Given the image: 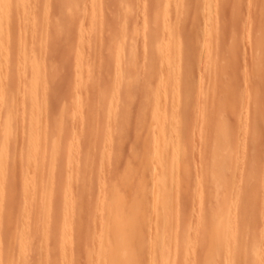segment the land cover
I'll list each match as a JSON object with an SVG mask.
<instances>
[{
	"label": "bare ground",
	"instance_id": "bare-ground-1",
	"mask_svg": "<svg viewBox=\"0 0 264 264\" xmlns=\"http://www.w3.org/2000/svg\"><path fill=\"white\" fill-rule=\"evenodd\" d=\"M42 1H44V0H42ZM57 1V0H56ZM55 1V2H56ZM61 1V3L63 4V6L65 5V3H66V6L67 5H69L67 8H66V6H64V7H62L63 9L64 8H66V10L64 11L65 12V14L66 13H68V14H66V19H65V24H62L63 23V21L62 22H60V20H61V18H63V17H61V18H59L58 19V21L60 22V23H58L57 22V20L55 21L54 20V18H53V20L56 22L55 24H54V30L56 31V32H61V30H63L62 28L64 27V25H66V24H68V25H66V26H68V27H70L71 28V25L72 24H74L73 23V21L74 20H76V19H78V18H76L75 17V10H77V12H78V2L80 1H78V0H60ZM60 1H58L57 3H60ZM78 1V2H77ZM83 1V0H82ZM87 1V0H86ZM131 1L132 0H130V3H131ZM147 1V0H146ZM153 1H155V0H152V2ZM171 1L172 0H158V4H157V6L159 5V9H162L163 8V12H159L160 10H158V8L156 7V3H154L155 4V8L154 9H152V6L151 5H149L150 6V8L152 9V11H157V12H159V13H157L156 11V13L158 14H156V17L155 16H153V14H155V13H153V14H151V18H152V16H153V20H154V18H157L155 21H153V23H151V21L149 22V23H151V24H154V22H156V26L155 25H153L152 26V28H157V29H153V31H151V29L152 28H150L148 31L150 32L151 31V33H145L144 31H142V32H140V33H142V35L145 33V35L147 34V35H153L154 33H155V37L156 36H158L157 34L159 33V37H160V39L159 40H157V41H155V43H153L152 44V49H150V50H152L151 52H150V50H149V53L150 54H145V55H149L148 57L149 58H147L148 60H151L152 59V61H155L154 59L155 58H159V60L157 61L156 60V62L157 63H159V61L161 62V65H162V63L164 62V63H166V68H165V66H164V69H166V70H163V72L162 71H159V75H158V82H157V84H154L153 86L155 87L154 89H151V87H150V84H148L147 82L149 81V75H148V77H146V79H144V81L142 80V84L141 85H144L145 87H141L140 88V86L141 85H139L137 82V84L139 85L138 87H139V89H138V87H137V91L139 92V90L141 89V90H143V92L141 91V92H139V93H142V94H140V95H142L143 96V94H145V93H147L148 95H151V96H148V98L146 97V99L144 98V97H142V96H140V97H142L143 98V101H144V103H145V100H147V101H149L150 102V98L149 97H153L152 98V100H151V102H150V104L152 105L151 107H150V105H149V107L148 106H146V108L147 109H149V108H151L152 109V111L151 112H149L150 111V109L148 110V112H149V119H151L150 121H149V123H147V125H150V127L153 129L152 131H153V134L151 133V131H149L150 129V127L149 126H147V133L149 134V135H153V137H151V140H150V142H149V140H148V142L152 145L153 144V147H149V145L150 144H148V143H146V144H148V149H150V148H152L151 150H149V152H148V150H147V152L149 153H147L146 155H147V157H145V156H143L142 155V157H143V159H145V158H147V163L145 164V165H147L148 164V166L147 167H143L142 165L146 162V160L144 161L142 158H140L141 156H140V154H139V152L140 153H143V154H145L146 153V151H141V150H145L144 149V146H143V144H140V142L143 140V141H145L144 140V138H145V134H147L146 133V131H145V133H144V137L143 138H141L142 140L140 141L139 140V143L137 144V146H139V145H141L140 146V151L138 152V157L136 156V158L135 159H137V158H140L141 160H142V164L140 163L141 161H139V160H136V162L138 163V161H139V165H140V167H143L142 169H140V167H139V165L137 164L136 165V167L138 166L139 168H137V170L139 169V170H141V172L143 171V173L144 174H146L147 172L145 171L147 168V171H149V173H147V174H149V176H148V178H146L147 177V175H145L144 176V174H141L140 173V171H135L134 170V165L133 166H131L132 168H130L129 167V165H132L133 164V162H135V161H131L132 162V164H131V162H128L127 160H128V157L125 159V161H127L126 163L124 162V164H126L128 167H126L127 169H126V171L125 172H121V167H122V169H123V167H124V164L123 165H121V166H117L116 167V165L114 164V166H115V168L117 169L118 167L120 168L119 169V171H120V174L118 173V172H114V175H116L115 177H113L112 176V178L109 180V181H106V183L107 182H110V183H108V185L107 184H105V181L104 180H106L107 178V174H108V172H107V169L109 170V173L112 171L111 169H113V166H108V165H110V163H112V161H113V159H115V156L117 155L116 153H118L119 154V151H116L118 148H113L114 146H110V152H109V155H110V153H112V152H114V154H111L112 155V157L111 156H109L108 155V153H107V151L109 150V148L107 147V146H109V144L110 145H113L114 143H116V142H119V140H121L120 142H121V144L120 143H118V144H120V146L122 145V147H124V144H122V143H124V141H122L124 138L123 137H125V135L127 134V133H132V131L131 130H134L135 129V127L134 126H137L135 123H137V119L136 120H131V119H129L130 117H132V118H134V116H132L130 113H128V111L130 112V110H128L130 107H127L128 109H127V112H125L126 110H125V107H126V105L128 104V103H126L125 101L127 100V99H125V98H123V99H125L124 100V102L122 103L121 102V100H122V97L123 96H118L121 100H117V101H119V102H117V104H118V107H120L121 106V110H124L123 112H121V110L120 111H118L119 112V114H120V116H121V114H124V112H125V114H126V116H125V121H126V123L127 122H129V121H127V119L128 120H130V121H134L135 123L133 124L132 122L131 123H129L128 124V126L130 127V125L131 124H133L134 126H132L131 128H129V130H128V126L126 125V123H124V124H121L123 121V119H124V116L122 115L121 117L123 118L119 123H118V127L120 126L121 127V125H122V127L124 126H127V129H126V134H124L125 133V130L123 129V128H121V130L124 132V133H122V135L121 136H123V137H121V136H119L120 134V127H119V130H118V127H117V124L115 125V130H117V133H116V135H115V133L114 132H116V131H113L114 129V127H112L111 128V126H109V124H108V122H105V124H107L106 125V128H105V131L108 133V135H107V133H106V135H105V137L107 138L108 136H109V134H110V132L112 131V134H110L111 135V137H109V138H107V141L106 140H104V141H106V143L104 144V142H103V146L104 147H102V145H100L101 144V142L99 143L98 141V144L100 145H98L97 146V151H99V152H97V153H95V154H98L99 156H100V152H101V155L103 156V155H105V154H107L108 156H109V159L110 158H112L111 160V162L110 163H108L109 162V159H108V161H107V159L105 160V161H107V164H105V166H104V168H105V171L107 172H105L104 174L106 175V177L104 176L103 178H105V179H103V181H104V190H100V189H98V190H100L101 192H99V193H97V189H96V193L95 194H99V196H97V198H98V200H97V205H96V207L94 206V202L93 201H91V202H93L92 204H93V206L95 207V208H97L96 210L95 209H93V211L94 212H98L99 211V214L98 215H96V218L98 217V223H97V225L95 224V221H96V218H95V214L96 213H93V216H94V219H95V221H94V227H96L95 229H91V227L89 226L90 224H89V222L91 221L90 219L92 218V222H93V216L91 217V215H90V219L89 218H87L86 216H88V212H90V210L93 208V206L92 205H86V207L84 206L85 204H84V202L82 203V208L84 209V208H86V210H83L82 209V211L83 212H87V207H89V206H91L90 208H89V211L84 215L85 216V218H83L84 220H85V222H84V220L81 218L82 216H81V213L79 214L78 213V215H80L81 217H79V216H77L76 214H77V212H78V210L79 209H81V208H79V209H77V211H76V213H75V211L74 212H72V209L73 208H75L76 206V201L78 202V201H80V199H81V197L83 196V195H85V194H81L80 196V199L79 200H77V199H75L76 198V195L78 196L79 194L78 193H80V192H82V190L81 189H83L84 190V192L83 193H85V190H88L90 187L91 188H95L96 186H98L99 187V183H97V185H96V180L98 179V177H99V179L101 178V176L99 175V174H97V179H96V176H95V178H94V176H93V174H95L94 172H93V170H94V168H93V170L91 171L90 170V168L91 167H89V170L91 171V172H89L90 173V175L92 174V176H93V179L92 178H89L90 180L92 179V181L90 182V180L89 179H87V180H85V184H86V181L87 182H90V183H92L93 181H94V186L95 187H92V186H90L88 189H87V187L90 185V183L86 186L85 185V187H86V189H85V187L84 188H82L81 186H80V183H82V184H84L83 182H84V179L82 180L83 182H81V180H80V183L78 184V185H75L76 183H77V181L79 180V178H82L83 176L81 175V174H83L82 173V171L85 173V170H86V168L84 169L82 166H84L86 163H89L90 161H91V159H90V161H88L87 160V155H90V153L89 154H87V153H84V155H83V152H86L85 150H81V151H76V153L73 151L74 149H77L76 147H77V145H79V143L81 142H83L82 141V137H83V135H81V132L83 131V130H85V129H87V128H89V127H86V126H90V125H92L94 122H92V120L95 118V111L93 110V114H94V118L92 117V115L93 114H88V115H90L89 116V119H92V120H90L89 122H91V123H89V122H87L86 121V123H88L86 126L84 125V121H83V119H82V117H81V111H85V110H87L86 108H88V107H91V105H92V107H93V104H91L90 106H84L83 105V107H86V108H83L82 107V104H84L83 103V100H84V98H86L85 99V101L88 99V101H89V94H88V96L86 95V90H85V87L87 86H84L83 88H82V90L84 89V93H85V96H84V93H83V91L81 90V93H83L82 94V97H84L83 99H82V104H81V100H78L79 98V96L81 95V94H79V96H78V93L77 92H74V95L76 94L78 97H77V99L75 98V99H73V100H75L76 102L75 103H77V102H79L78 104H79V106H81L80 108H83L82 110H80L79 109V106L77 107L76 106V104L75 103H73V104H75V106H76V108L79 110V112H80V114H79V118L81 117V119L79 120V122H78V126L77 125H75V124H77L76 122H75V124L74 123H72L73 121H76V120H73V115L74 114H71V116L69 115V113H68V115L71 117V119L73 120V121H71V119H70V117L67 115V110H69V108H70V106H69V103L68 102H70V100L72 101V99L70 98L71 96H69V100L66 102L68 105L67 106H69V108L67 109L66 108V106H64L61 110H60V114H56V115H59V117L57 118L56 117V115L54 116V117H56V119L54 118V117H51L50 118V123H51V121H53L54 119L56 120L55 121V123L54 124H51L52 126H51V128L50 129H52V131L50 130V133L52 134H49V137L47 136V135H45L46 133L44 132V130L47 132L48 131V129H46L45 128V126H47V128H48V124L47 125H45V123H44V119L45 118H49L50 116L47 114V113H50L51 111V105H49L48 104V102H46V105L48 104L49 106H50V112H48V110H46V108L44 107L45 105L43 104V106L41 105V103H43L45 100H43L46 96H47V93L49 94H51L52 93V90L49 88L48 89V91H47V93H46V90H47V88L48 87H50L49 86V82L47 81L46 82V75H47V79H49V78H51V77H53V75L52 76H50L51 75V72H50V74H49V70L47 69V71H46V69H45V65H44V61L45 60H43V58L42 57H46V55H47V52H46V55L44 56V55H42V49L40 50V48L42 47V46H44V45H41L43 42H41V41H43V40H45L46 38L44 37V34H42V37L43 38H45V39H43V38H41V35H39L40 34V32H39V28H40V30H47V26H49V29L48 30H50L51 28H50V24H52L51 22H50V24H49V22H48V19L49 18H47V15H48V11H50L49 10V4L48 3H52V1H50L49 0V2L48 1H46V4H44L45 5V7H43L42 6V11L44 10V12H42V11H36V12H34L33 11V9L32 8H34V7H32V5L33 4H35V2H36V4H37V0H35V1H33V0H0V264H79V261H76L78 258H79V256H81V255H79L78 256V253H80L79 252V250L80 249H78V250H74V253H76V254H74V253H72L73 251H72V249H69L70 251H68L67 249V246H68V244H70L69 243V241H71L72 240V244H73V241L75 240V238H76V236L77 235H79L78 236V239H80L79 237H81L80 236V232H81V234H84L85 235V233H86V235L84 236V239H85V237L88 235V237H87V241L85 240L84 241V239H83V243H85L84 245L86 246V242H88V244H89V242H91L92 243V245L90 244V246L88 247H84V245L83 246H81V250L80 251H84V249L82 250V248H85V250H87L86 248H88V250L85 252V255H87V258H89L88 260L85 258L84 259V254H83V252H81L83 255H82V257L81 258H83L84 260H86V261H84V262H86L85 264H90V262H91V259L93 260V259H95V263H93V264H195V260H197L198 261V259L199 258H197V257H193L192 258V256L194 255V253H197L196 251H200V250H203L202 252H200L199 254V256H200V260H199V262L201 263V264H238V263H236V260H237V256H240V257H238V261H239V258H240V262L243 264L244 263V261H245V263H246V260H247V263L248 264H264V240H263V242H262V236L264 237V230H263V233H261L262 235H259L258 237L260 238V241L262 242H259L258 240V238H255V239H253V237H257V235H255L256 234V230L257 229H254V235H253V237L251 236L252 234H250L251 233V230L252 229H249V234H250V236L252 237V239H250L248 236H249V234L247 233V235L245 236V238L243 239L241 236H239V235H241L242 233H241V230H240V228H239V226L241 225V224H246L247 222H246V220L247 219H249L250 217L252 218L253 216H252V214H250L253 210H256L257 211V209H259L258 208V206L260 205V202H258L259 200L258 199H260L261 200V195L263 194L262 192L264 191V189L261 191V185H260V183H261V180H260V182H259V184L258 183H256L255 182V178L253 179V176H252V179H251V177H250V179H251V181L252 182H250L248 179V181L250 182V185H252L253 186V184H254V182H255V186H256V184H257V187H254V189L252 190V191H254V193L255 192H257V194L255 195V198L254 199H256L255 200V202H254V204H256V202H257V204H259V205H257V207H254V209L253 210H251L252 208L251 207H253L254 206V204H253V206H250V205H252V203L250 202V204H247L246 203V205L249 207V208H251L250 210H249V212H247V214H249L248 216H247V214H246V217L244 218V219H240V216L238 215L237 217H236V214L238 213V207L240 206V201L239 200H243L244 198H242L243 197V195L242 194H244V191H245V193H246V191H247V188H249V190L252 188V186H251V188L249 187L250 185L248 184L249 182L244 178V175L246 174V172L248 171V173L251 175V170H250V167H249V162L247 161V159L245 158L246 157V154H248L247 152H245V148H243L244 146L242 145V147L240 146V151H241V148H242V153L243 152H245V153H243V154H245V156L243 157L244 159H243V162L245 163V161H246V163L247 164H242V166H245V165H248V170H244L243 169V167L241 166V162H240V165H239V167L241 166V168L243 169L242 171H244L242 174H243V176H242V174H236L237 172L235 171V170H237L238 168H236L235 170H233L235 167H236V165H237V163H238V149H236L237 151H235V148H233L234 147V145H235V143L237 144L238 143V141H236V139H235V137H234V139H233V132L234 131H236V129H234L233 130V132H232V128L235 126V125H237V124H232V125H229V124H231V123H234L233 122V119H232V122H231V120L228 122L227 121V119L228 118H232L233 116H234V118H236V114H238V112L234 115V113L235 112H232L233 111V108L234 107H238L239 105H241V102L240 101H242V100H240L239 101V103H234V99L236 98V97H241L242 95H240L239 94V96H236V95H234V94H232V98L231 99H233L235 96V98L233 99V103L232 104H235L236 106H233L231 103H229L230 102V95L231 94H229V92H227V95L225 94L222 98H221V100L222 101H220L219 99H218V97L217 96H215V95H217L218 93L220 94L221 92H223L222 91V88L224 87V88H229V87H231L232 85V90L233 91H231V93L233 92H235L236 91V89H237V87L236 86H238L239 85V83H238V85L236 84V83H234V84H232V85H230L229 84V86L228 85H224V86H222V87H219L218 88V91H217V86H219L220 85V83L222 84V83H224L225 81V79H221V78H219L220 77V74L221 73H219V71L221 70V72H223L222 74H224V69H226L228 66H230L231 65V63H229L230 65H228V63L227 62H229L230 61V59L232 58H230V59H228L229 61H225V63H227V64H225V65H227V67L226 66H223V64L221 63V62H223L224 63V61H222V58L221 57H223L224 55H222V54H225V53H223L222 51V53L220 52V55H221V57H220V55H219V60H215L214 62H213V64H215V67H216V65H217V69L216 70H218L217 72H218V75H217V73H216V71L215 72H212V73H214L215 75H216V78H218L217 79V82L219 81V80H221V81H219V83H216V84H214L215 86H216V89H215V86H214V88L212 87L213 85H212V82H210V86H209V84L207 85V86H209V87H211V91H212V89L213 90H215V93L214 94H212L211 93V91L209 90V88H208V90H207V87L205 88V90L206 91H208L209 92V94L211 95H209L208 94V97L210 96L211 98H212V96L214 97L213 99H215L214 100V105H213V103L212 102H210V100H209V103L207 104V106L208 107H211V105H213L212 107V109H213V111H212V113H210V111L212 110V109H210V108H205V104H204V102H200L199 104H197V103H194V102H192L191 101V94L193 93H191L190 95H188V97H185V93L186 92H184V91H186L188 88H187V86H185L184 85V81L185 80H182L181 78H184V77H186V75L187 74H190V72H195L196 71V73H197V70H195V69H197L198 67L197 66H199V63L201 62V60H200V62L198 63V65H197V63H195L194 65H195V68L193 69L192 67L194 66V65H190V63H188V61H187V59H186V61L185 62H183V61H181L180 60V57L178 58L179 59V61L175 58L176 56H174V55H176V53H180V55L182 54L181 52H182V50H183V47H184V45H182L183 43H184V41H183V43H181L182 42V40L180 39V41H178V39L175 37H173V30H175V26H173V23H175V22H173L174 21V19L175 18H177V15H176V11L177 10H179V8H181L180 9V11H179V13L180 14H182L183 16L185 15V12H187V9L190 7L189 6V4L190 3H192L191 2V0H189L190 1V3H184V1L185 0H176V2H178V5L180 6L179 8H178V5H177V3L175 4V7L177 8V10H176V8H175V12H174V8H173V13L176 15V17L175 16H173V14H171L172 16H173V18H172V16L170 17L169 15V10L167 9V11H168V13H166V15L164 14V16L163 15H159V14H163V13H165V12H167V11H165L164 10V8L165 7H167V6H169V3L170 4H173V3H171ZM200 1V0H199ZM215 1V0H214ZM214 1H212L211 0V2H214ZM217 1V0H216ZM230 0H228V1H225V2H229ZM240 1V0H239ZM239 1H236V6H237V9L239 8L238 6L239 5H237V2L239 3ZM257 1V0H256ZM262 1V2H261ZM39 2V1H38ZM53 2H54V0H53ZM55 2H54V5H55ZM84 2V1H83ZM88 3L86 4V5H84V6H86V8L88 7V9L87 10H89V11H87L86 9H85V7H84V10H85V12L87 11V12H91L92 13V15H91V13H88L89 14V17H90V19L92 18V20L93 21H95L96 19H97V17H100V16H98L99 14L101 15V17L104 15V13L105 12H107L106 10H105V12L103 11V8H102V6H104V7H106L104 4V0H88L87 1ZM114 2H115V0H114ZM172 2H174V1H172ZM202 3V5H203V2H204V5H206L205 3H207V2H209L207 5H209V4H211V2H210V0H204V1H201ZM224 2V4H226ZM259 2H261L260 4H263V6H264V0H260ZM33 3V4H32ZM60 3V4H61ZM86 3V2H85ZM89 3H92L91 5L89 4ZM125 3H127V2H125ZM124 3V4H125ZM194 3V2H193ZM193 3H192V6H193ZM220 3H221V0H220ZM219 3V4H220ZM232 3H233V1H232ZM246 3V2H245ZM35 4V5H36ZM42 4V3H41ZM61 4V5H62ZM84 4V3H83ZM174 4H173V6L172 7H174ZM196 4H200V3H196ZM200 4V5H201ZM213 4H215L216 5V2L215 3H213ZM212 4V5H213ZM235 4H233L234 6H235ZM58 5V4H57ZM55 6V7H57L58 8V6ZM91 6V8H90V6ZM121 5V4H120ZM127 5V4H126ZM153 5V4H152ZM161 5H162V7H161ZM177 5V6H176ZM186 5H188L189 7H187ZM227 5V4H226ZM229 5V4H228ZM246 5V4H245ZM39 6V5H38ZM38 6H36V8H38ZM41 6V5H40ZM119 6V5H118ZM128 6V5H127ZM127 6H125V5H122L121 7H123V8H125V10L122 8V11L123 12H126V11H128V12H126V13H128V14H130L131 12L132 13H134L133 11L135 10L134 9V7H132V5H130L129 4V6L130 7H132V9H134V10H130V7L128 8ZM154 6V5H153ZM196 6V5H195ZM209 6H211V5H209ZM214 6V5H213ZM261 6V5H260ZM51 7V6H50ZM127 7V8H126ZM161 7V8H160ZM197 7V6H196ZM207 7V6H206ZM215 7V6H214ZM214 7H212V9L214 8ZM219 7V6H218ZM221 7V6H220ZM227 7V6H226ZM246 7V6H245ZM35 8V9H36ZM62 8H59V9H62ZM91 10H90V9ZM146 8H148L147 7V5H146ZM149 8V9H150ZM192 8V7H191ZM194 8V7H193ZM208 8H211V7H207V9ZM216 8V7H215ZM150 9V10H151ZM201 8L200 7H198L196 10H199V11H201L200 10ZM206 9V8H205ZM260 7H259V12H260ZM18 10V11H17ZM40 10V9H39ZM83 10V9H82ZM81 10V11H82ZM84 10H83V12L81 13V16L85 13L84 12ZM129 10L131 11V12H129ZM145 10V9H144ZM195 10V11H196ZM214 10V9H213ZM213 10H211L212 11V14H213V12H215V11H213ZM219 11V14L221 13L220 12V10L217 8L216 9V11ZM226 10V9H225ZM15 11V12H14ZM16 11L18 12V14L16 13ZM59 11V10H58ZM60 11H62V10H60ZM67 11V12H66ZM81 11H79L78 13H80ZM98 11H100V13H98ZM143 11V10H142ZM165 11V12H164ZM171 11H172V9H171ZM192 11V10H191ZM194 11V10H193ZM194 11V12H195ZM198 11V12H199ZM206 10H203L202 11V14H205L206 12H207V16L208 17H211V16H213V17H215V15H210L209 16V14L211 13V12H208V11H210V10H207L206 12H205ZM218 11L216 12L217 14H218ZM224 11V10H223ZM241 11V10H240ZM239 10H237V12L239 13L240 12ZM264 11V7H262V12ZM37 12H39V13H37ZM40 12H42V13H44V14H42V13H40ZM52 12V11H51ZM87 12L84 14V17L85 16H87V20H86V18H85V20H86V22H88V20H89V22L88 23H91L92 22V20L90 21V19L88 18V14H87ZM148 12H150V11H148ZM193 12V13H194ZM204 12V13H203ZM236 12V13H237ZM242 12H243V9H242ZM242 12L241 13H239L240 15L242 14ZM35 13H36V15H42V19L40 18V17H37L36 15H35ZM125 13V14H126ZM131 13V17L132 18H130V19H133V23H134V25L131 27V28H133V27H136L135 26V22L138 20V18H137V20L135 19L134 20V18H136L135 17V15H137V14H134V17H133V14ZM178 13V12H177ZM188 14H186V15H189V11L187 12ZM228 13H230V12H228ZM227 12H224V14H228ZM245 13H246V11H245ZM51 14H53V13H51ZM56 14V13H55ZM61 14V12L59 13V15ZM62 14H64L63 12H62ZM124 14V13H123ZM127 14V15H128ZM196 14H197V16H199V13H196L195 12V15H194V17H197L196 16ZM201 14V13H200ZM201 14V15H202ZM218 14V15H219ZM260 14H261V12H260ZM260 14H258V16H263L264 14H262V15H260ZM67 15H68V17H67ZM127 15H124V18H125V16H127ZM182 15L180 16V17H182ZM230 15H231V17H232V12L230 13ZM236 15H237V17H238V14H235L234 15V17L233 18H235L236 17ZM44 16V17H43ZM48 16H50V15H48ZM62 16V15H61ZM128 16H130V15H128ZM191 16V15H190ZM203 16V15H202ZM222 16V15H221ZM257 15H256V17L255 18H257L258 17ZM47 19H46V18ZM51 18L52 17H55L54 15L52 16H50ZM78 17H80V15L78 16ZM84 17H83V19H84ZM100 17V18H101ZM110 17V16H109ZM122 17V16H121ZM179 17V19H180V21H176L177 23L175 24V25H177L178 23H180L181 22V19L182 18H180ZM207 17V18H208ZM213 17H211V19L213 18ZM224 17L226 18V15H224ZM224 17H223V19H224ZM229 18V19H231L230 21L231 22H235V21H233V18ZM236 17V18H237ZM240 17V16H239ZM238 17V19H241V17L239 18ZM246 17V16H245ZM16 18H20L21 20H23V22H21V23H23V25H21L22 26V28H23V30H22V33H19L18 35H17V33L18 32H20V30L19 31H17L18 29H20L21 28V26H19L20 28H17V29H15L17 26H15V28H13V26L17 23H15V20L16 21H19V20H17ZM38 18H40V19H38ZM44 18V19H43ZM50 18V19H51ZM65 18V17H64ZM63 18V19H64ZM76 18V19H75ZM82 17H80V19H79V21H77L78 23H79V25H81V26H74L75 27V29L73 28H71V30L68 32V31H66L67 32V35L66 36H68L69 34H71V31L72 30H74V32H75V35L76 34H78V32H79V34H80V32H81V34H80V40L78 39V38H76L78 35H76V39H77V41H74V40H76V39H74L72 42H77L76 44H73V45H77L79 42H82V41H84V40H82L81 41V37H82V35L85 33H83L82 31H80V29L82 28V26L84 25L83 23H85V21L83 22L82 21V19H81ZM104 18V17H103ZM173 19V21H172V19ZM199 19L197 20V18H194V19H196L198 22H199V20H200V16L198 17ZM204 20L206 19V16L204 15V17H202ZM219 18H220V15H219ZM259 18H261V19H259ZM259 18H257V20H256V22H257V24L259 23V24H261L260 26H263L262 25V17H259ZM49 19V21H52V20H50ZM62 19V20H63ZM115 19H117V18H115ZM128 19V18H127ZM146 19V18H145ZM183 19H184V17H183ZM185 19L187 20L188 18H187V16H185ZM203 19H202V21H203ZM211 19H206L207 21H205L204 22V24L203 25H205V24H208V25H211L210 27H213V31L212 30H206L207 28H209V29H212V28H210L209 26L207 27V28H205L204 29V27H206V26H204L203 27V29L206 31V34L205 33H203L202 35H204V37H202L200 34H199V32H200V28L198 27V23L196 22V20H194L195 22H196V24H193V25H195L196 27H198V28H193V29H195V31L196 32H194V34H193V32L192 31H194V30H192V28H191V32H192V36H194V37H191V35L189 36V31L190 30H187L186 31V29L187 28H185L186 26L184 25V23H181L182 24V26L184 25L185 27H183V29L186 31V32H188V35H186L185 33L183 34V36L184 35H186L185 36V41L188 39V40H190V41H188L187 40V42H190L191 43V40H192V38H194L193 40L195 41L196 39L198 40L199 38H200V36L203 38V40H205V41H203L202 43H203V46L204 45H206L207 44V38L205 37L206 35H207V37L209 36L208 34V32L207 31H212V32H214V29L218 26V25H220L221 23H220V21H221V19H220V21L219 20H216L215 18L213 19L216 23H220V24H216L215 26H212L213 25V23L215 24V22L214 21H211ZM237 19V20H238ZM264 19V18H263ZM41 20V21H40ZM42 20H44V21H47V23H45V22H43L42 23ZM80 20L82 21V23L80 22ZM98 20V19H97ZM97 20H96V22H97ZM150 20V19H149ZM186 20H182V22L184 21V22H186ZM227 19H225V21H226ZM245 20V19H244ZM261 21V23L259 22V21ZM13 21H14V23H13ZM42 23H40V22ZM105 21V20H104ZM117 21V20H116ZM135 21V22H134ZM139 21V20H138ZM137 21V22H138ZM201 20H200V22H202ZM208 21H210V22H208ZM218 21V22H217ZM228 21V20H227ZM226 21V22H227ZM250 21H252V20H250ZM254 22H255V20H253ZM20 22V21H19ZM72 22V24L70 25V23ZM99 22V21H98ZM106 22H109V21H106ZM126 22V21H125ZM125 22L122 24V26L120 27V29L119 30H117V31H115L114 32V34H113V43H111V41H110V44H112L113 45V47H114V49H113V55H115V56H117V59H116V61H114L113 63H115V65H114V70L112 69V72H110V73H112V74H110L112 77H110V79L112 78L114 81V83H112L113 85L111 86V87H113V89H114V86H116V85H119V84H121V83H123V80L125 79V76H124V73H123V71H124V66L125 65H123L124 63H123V59H126V57L124 58V57H121V56H125V55H128V56H130L131 58V60L130 59H126V61H127V64L129 63H133L132 65L133 66H135V64L136 65H138L137 64V62L141 65V63H142V65H143V62H142V59H143V57L141 58V59H136L137 58V56H135L137 53H135V55H133V51L131 52L130 51V53L129 54H131V55H129V54H125V52H127V51H124L123 49H122V46L124 45V43H128V40H129V38L128 37H134V36H136V38H139V37H137L138 36V34L137 35H135V33H136V29H140V23L138 24L139 25V28H134V30H135V33L133 32L134 30L133 29H131V28H129V29H127L128 27H126V24H125ZM128 22V21H127ZM146 22V21H145ZM195 22H193V23H195ZM207 22V23H206ZM237 22V21H236ZM235 22V23H236ZM246 22V21H245ZM256 22H255V24H256ZM40 23V24H39ZM54 23V22H53ZM77 23V24H78ZM81 23V24H80ZM88 23H87V25H88ZM102 23V22H101ZM100 23V24H101ZM109 23H111V22H109ZM119 23V22H118ZM157 23H158V25H157ZM191 24H192V22H190ZM247 23H249V22H247ZM93 24V23H92ZM95 24V23H94ZM93 24V25H94ZM99 24V23H98ZM105 24V23H104ZM108 24V23H107ZM116 24V23H115ZM128 24V23H127ZM143 24V25H142ZM223 24H225V23H223ZM223 24H221V26H223ZM237 24V23H236ZM235 24V25H236ZM246 24V23H245ZM244 24V25H245ZM256 24V25H257ZM85 25H86V23H85ZM97 25V24H96ZM129 25V24H128ZM137 25V26H138ZM141 25L142 26H145V24H144V21H142L141 22ZM201 24H199V26H200ZM202 25V26H203ZM249 25V27H250V23L248 24ZM248 25H247V28H248ZM256 25H253V27L254 26H256ZM28 26H30V30H28L27 29V27ZM91 26V24H89V27ZM105 26L106 27H109V25L107 26L106 24H105ZM105 26H103V27H105ZM116 26V25H115ZM131 26V25H130ZM155 26V27H154ZM178 26V25H177ZM177 26H176V30H177ZM179 26H180V24H179ZM178 26V27H179ZM182 26H180V30H181V27ZM192 26V25H191ZM221 26L220 27H217V28H220L221 29ZM51 27H52V25H51ZM81 27V28H80ZM86 27V26H85ZM85 27H83L82 29H84ZM99 27V26H98ZM102 27V28H103ZM114 27V26H113ZM173 27H174V29H173ZM79 28V29H78ZM92 29H93V27H91ZM91 28H89L90 30H91ZM144 28V27H143ZM149 28V27H148ZM260 28H263L264 29V27H255V32L257 33V35H256V37L254 36V38L255 39H258L257 40V42H256V40H254L255 41V43L258 45V48L261 50V51H259V53L260 52H263L264 50H263V48H264V39H262L263 38V36L261 35V34H263L264 32H263V30L261 29V31L263 32V33H261V31H260ZM28 31H27V30ZM66 29H67V27H66ZM66 29H64V30H66ZM76 29H78L77 30V32H76ZM96 29H97V27H96ZM100 29V27L98 28V30ZM112 29V28H111ZM142 29V28H141ZM141 29H140V31H141ZM146 29V28H145ZM168 29V31H169V33L166 35V36H168L167 38H165V37H163V35H162V33L165 31V30H167ZM182 29V30H183ZM198 29H200V30H198ZM219 29V30H220ZM233 29V28H232ZM245 29V28H244ZM249 29V28H248ZM85 30V29H84ZM97 30V31H98ZM104 30H106L105 32L107 33V29H104ZM130 30H133V31H130ZM198 30V31H197ZM253 30V29H252ZM257 30V31H256ZM13 31H17V33L15 34V35H17V37H18V39H17V43L15 42L14 43V39L15 38H17L15 35H14V32ZM26 31L27 32H29V31H32V38H30L31 36H29L30 35V33L28 34V38L26 37V39H27V44L28 45H30L29 44V40H30V42H32L33 43V41L34 40H36V42L38 41V47L37 46H35V44L33 43V45L31 44V46L29 47L28 45H26V42L25 41H23L22 39H23V37H25V35H26ZM97 31L96 30H94V32L93 33H97ZM109 31H110V28H109ZM147 31V29H146V32H148ZM178 32H179V30H177ZM176 31V32H177ZM203 31V30H202ZM204 31V32H205ZM234 31V30H233ZM52 32V34H49V33H51ZM65 31H63V32H61V34L62 33H64ZM90 32H92V31H90ZM100 32V31H99ZM103 32V31H102ZM152 32H154V33H152ZM198 32V34H195V33H197ZM212 32H210V33H212ZM231 32V31H230ZM43 33H46V31H44ZM49 33H47V34H49V37H47V38H50V37H53L54 36V34H53V31L51 30V31H49ZM69 33V34H68ZM130 33H132V34H134V35H132L131 34V36H130ZM157 33V34H156ZM180 33V32H179ZM208 33V34H207ZM215 33V32H214ZM217 33H220V32H218V29H217ZM251 33V32H250ZM249 33V34H250ZM253 33V32H252ZM255 33V34H256ZM90 34V33H89ZM92 34L93 36H96L97 38H99V36L96 34ZM127 34H129V35H127ZM174 34H175V31H174ZM238 34V33H237ZM246 34V33H245ZM248 34V35H249ZM52 35V36H51ZM58 35H60V33L58 34ZM86 35V34H85ZM85 35H84V37H85ZM91 35V34H90ZM104 35V34H103ZM140 35V34H139ZM182 35V34H181ZM212 35V34H211ZM218 35V34H217ZM243 35H244V33H243ZM261 35V36H260ZM264 35V34H263ZM46 36H48V35H46ZM55 36H57V35H55ZM87 36V35H86ZM92 36V37H93ZM105 36V35H104ZM112 36V35H111ZM141 36V35H140ZM188 36V37H187ZM215 36H216V34H214V38H215ZM219 36V35H218ZM217 36V37H218ZM230 36V35H229ZM242 36V35H241ZM251 36V35H250ZM91 37V36H90ZM90 38L89 39V41L91 40H93V38ZM155 37H153V38H155ZM187 37V38H186ZM196 37H199V38H196ZM213 38V36H210L209 38ZM261 37V38H260ZM30 38V39H29ZM128 38V39H127ZM136 38H132V39H130V40H132V41H134V42H132V44H135V42H136V40H138V39H136ZM152 38V36H151V38H150V40L151 41H154V39ZM157 38V37H156ZM156 38H155V40H156ZM172 38H174V39H172ZM184 38V37H183ZM209 38H208V41H209ZM219 38H220V36H219ZM34 39V40H33ZM41 39H43V40H41ZM52 39V38H51ZM51 39H50V41H51ZM67 39V38H66ZM84 39V38H83ZM111 39V38H110ZM133 39H136V40H133ZM201 39V38H200ZM234 39V40H233ZM237 39V38H236ZM233 36H232V38L230 37V43H233V45H232V47L229 45V43H228V47H229V49L228 50H230V51H233L234 49H233V46H235L236 44H235V40H236ZM22 40V41H21ZM33 40V41H32ZM47 40H49V39H47ZM62 40V39H61ZM97 40V39H96ZM184 40V39H183ZM192 40V41H193ZM196 40V41H197ZM213 40V39H212ZM214 40H216V39H214ZM49 41V42H50ZM67 41V40H66ZM95 41V40H94ZM193 41V42H194ZM201 40H199V42H200ZM219 41V39H217V42ZM253 41V40H252ZM253 41V42H254ZM40 42H41V44H40ZM44 42H48V41H44ZM48 42V43H49ZM52 42V41H51ZM51 42H50V44L49 45H51ZM130 42V41H129ZM186 42V44H185V47H186V45H188L189 43H187ZM198 42V41H197ZM216 42V41H215ZM216 42V44L218 45L219 43H217ZM219 42H221V41H219ZM228 42H229V40H228ZM238 42V41H237ZM236 42V43H237ZM252 42V45H251V43H250V45H251V47L252 46H255L254 48H256V45H255V43H253ZM68 43H70V42H68ZM84 43V42H83ZM131 43V42H130ZM129 43V44H130ZM148 43H149V40H148V42H147V45H148ZM202 43H200V44H198V43H193L194 45H196V44H198V45H201ZM13 44H16V46H14ZM45 44V43H44ZM82 43H80V45L79 46H77L76 48H75V46L73 47L74 49H72V50H74V52L73 53H75L74 55V58H75V60H76V64H75V62H72L71 61V63H74L75 64V66H74V64H72L73 66H72V68H74V69H72V71H74L75 69H76V72H75V74L77 73V68H80V66H87V64H89V65H91V67H90V69H89V65L87 66V68H85V70H84V72H85V74H87L86 75V77L85 76H83L82 75V80L84 81V80H87V77H88V73H87V71L88 70H92V66L94 65L95 66V64L97 63V64H99V62H100V59H99V62L97 61L96 62V60L94 59V58H92L91 60H89V61H91V62H88L87 60H88V58L90 59V55H91V57H93L92 56V52H95V51H93L92 49H91V51H90V53H89V56L87 55V53H88V51L86 50V52H85V57L86 56H88V57H86L87 59H85V57H84V54L82 53V52H84V51H82V49H85V47L84 48H82L81 45ZM97 44V43H96ZM99 44V43H98ZM125 45V47L126 46H132L131 44L130 45ZM137 44V43H136ZM224 44V43H223ZM245 44V43H244ZM248 44V43H247ZM254 44V45H253ZM41 45V46H40ZM47 45V44H46ZM95 45V44H94ZM102 45V44H101ZM146 45V46H147ZM190 45V47H189V49L190 50H188L187 48H186V50L184 49L183 51L184 52H188V51H190V52H188L189 54H192L193 55V53H195L196 54V52H197V49H194V48H196L197 46H195L193 49L194 50H196V52H194V51H191V49H192V47L194 46H192L191 44H189ZM211 45H212V50H208V54H205L206 52H202L204 55L203 56H205V55H208V57L210 56V51L211 52H213L214 51V53H211V54H215V51L218 49V50H220V47H221V45H219L217 48H215L214 46H217V45H215V43L213 42V44L211 43ZM64 46V45H63ZM84 46V45H83ZM134 46V45H133ZM144 46L145 45H143V48H144ZM183 46V47H182ZM224 46V45H223ZM222 46V47H223ZM46 47V46H45ZM44 47V48H45ZM48 47V46H47ZM66 47V46H65ZM38 48H39V50H38ZM43 48V47H42ZM67 48V47H66ZM65 48V49H66ZM95 48H96V46H95ZM107 48H110V47H107ZM233 50H232V49ZM236 49L238 48L239 49V45H238V47H237V45H236V47H235ZM76 49V50H75ZM133 49V48H132ZM132 49H130V50H132ZM145 49V48H144ZM192 49V50H193ZM199 49H201V48H199ZM215 49V50H214ZM237 49V51L236 52H238V51H240V50H238ZM244 49V48H243ZM252 49H253V47H252ZM251 49V51L252 52H250V54L251 55H253V53L254 52H256L255 50H254V52H253V50ZM110 50V49H109ZM263 50V51H262ZM105 51H108L107 49L105 50ZM129 51V50H128ZM136 51H138V50H136ZM202 51H204V50H202ZM227 51V50H226ZM258 51V50H257ZM139 52H142V48H141V50L139 51ZM148 52V51H147ZM185 53L186 55L188 54V53ZM193 52V53H192ZM234 52H235V50H234ZM234 52H232V55L234 54H238V53H234ZM244 52V51H243ZM49 53V52H48ZM65 53V52H64ZM71 53V52H70ZM108 53V52H107ZM107 53H103V54H105V56H102V57H104V58H101V60L102 59H107L108 58V56H109V54H107ZM123 53L125 54V55H123ZM198 53V52H197ZM258 53V52H257ZM257 53H255V56L257 55L260 59L264 56V54H257ZM94 55H95V53H93ZM141 53H138V55L141 57L142 55H140ZM143 54V53H142ZM189 54L187 55V57H189ZM194 54V55H195ZM218 54V51H217V53H216V55ZM73 55V54H72ZM112 55V56H113ZM144 55V56H145ZM196 55H198L200 58H201V56L199 55V54H196ZM194 56L193 57V59H192V61L194 60V59H196L195 60V62H198V58H197V56ZM71 56V55H70ZM107 56V57H106ZM115 56H113V58L112 59H114L115 58ZM136 59V60H138L136 63L132 60V58L133 57ZM212 56V57H211ZM210 57H211V59L213 58V56L214 55H211ZM228 56V55H227ZM243 56V55H242ZM241 55H239L238 57L236 56V58H240V57H242ZM106 57V58H105ZM123 58L122 59V62H121V58ZM139 57V58H140ZM191 57V56H190ZM196 57V58H195ZM215 57V56H214ZM229 57V56H228ZM252 57V56H251ZM133 58V59H134ZM203 58V57H202ZM201 58V59H202ZM205 58H206V56H205ZM218 58V57H217ZM221 58V59H220ZM227 58V57H226ZM235 58V56H233V59H235V60H237ZM249 58V57H248ZM253 58V57H252ZM47 59V58H46ZM147 59H145V60H147ZM204 59V58H203ZM210 59V58H209ZM211 59H210V61H211ZM242 59H243V57H242ZM256 59H257V57H256ZM61 60V59H60ZM92 60H93V62L95 63H93L92 62ZM183 60V59H182ZM190 60V59H189ZM206 61H208V58H206L205 59ZM227 60V59H226ZM241 60V59H240ZM254 60H255V57H254ZM47 61V60H46ZM70 61V60H69ZM111 63H110V65L112 64V60H109ZM131 61H133V62H131ZM144 61V60H143ZM203 62L202 63H204V65H205V63H206V65H208L209 63L208 62H206V61H204V60H202ZM239 61V60H238ZM242 61V60H241ZM68 62V61H67ZM102 62H104V63H102V64H104L103 66H105L106 67V69H105V71H107L109 68H107V66H109V65H107L105 62L106 61H102ZM125 62V61H124ZM144 62H146V63H144L145 65H144V67L145 66H148V68L150 67V71H151V68H152V72H153V75H154V67H156V65H158L159 66V64H156V62H155V64L154 65H152V62L151 61H144ZM190 62V61H189ZM216 62H220L221 64L219 65V63H216ZM251 62H253V61H251ZM263 62V60L261 61V63H259L258 65L259 66H261V68L258 66V65H256V66H258V68H260L261 70H255L256 72L257 71H264V63H262ZM90 63H92V64H90ZM135 63V64H134ZM163 63V64H164ZM192 63H194V62H191V64ZM234 63H235V61L233 60L232 61V64H233V66L234 67H236L235 69H233L234 70V72H232L233 70L231 69L230 71L232 72V75L234 74L235 76H232L231 74V76L229 77L228 75L225 77L226 79H228V81L226 80V82H225V84H227V82H230L231 80H229V78L230 79H232L231 77H236V73L238 72H236V70H237V67L239 66V62H237V63H235V64H238V65H234ZM241 63V62H240ZM96 64V65H97ZM101 64V65H102ZM150 66H149V65ZM213 64L211 65V66H213ZM261 64H263V65H261ZM51 65V64H50ZM131 65V64H130ZM139 65V66H140ZM141 65V66H142ZM152 65V66H151ZM161 65H160V67L159 68H161ZM201 66H202V68H199L200 70V72H201V70L202 69H204L203 68V64H200ZM243 65V64H242ZM68 66H70V65H68ZM77 66V67H76ZM93 66V67H94ZM112 66V65H111ZM129 66V65H128ZM133 66H130V69L132 68H135V67H133ZM141 66H140V68H141ZM158 66L156 67V69H158ZM163 66V65H162ZM190 66H191V70L192 71H190L188 68H190ZM201 66H199V67H201ZM222 67V68H218V67ZM50 67V66H49ZM60 67V66H59ZM110 67V66H109ZM144 67L143 68H141V70L142 69H144ZM214 67V66H213ZM212 67V68H213ZM224 67H226V68H224ZM47 68V67H46ZM82 68V67H81ZM80 68V69H81ZM83 68V69H84ZM123 68V69H122ZM147 68V67H146ZM148 68H147V72H148ZM184 68H187V69H184ZM211 68V69H212ZM228 68V69H229ZM50 69V68H49ZM83 69H82V71H83ZM87 69V70H86ZM97 69V68H96ZM102 69H104V68H102ZM101 69V70H102ZM130 69H129V71H130ZM206 69V68H205ZM210 69V70H211ZM239 69V68H238ZM61 70V69H60ZM64 70V69H63ZM140 70V71H141ZM145 70V69H144ZM144 70H142V71H144ZM159 70V69H158ZM157 70V71H158ZM195 70V71H194ZM79 69H78V74H77V76H75L74 78H77L78 77V75H79ZM90 71H88V72H90ZM104 71V73H105V75L104 76H106V75H108L109 74V72H107L108 74H106V72ZM111 71V70H110ZM142 71L141 72H139V71H137L136 70V73H137V75H138V77L136 78V79H138L139 80V82H140V79L141 78H139V76H141V74L140 73H142ZM148 72V74H152L151 72ZM164 71H167L166 73H167V76H165V74H164ZM182 71H183V73H182ZM185 71H187V72H185ZM207 72V75H208V71H209V69H207L206 70ZM230 71H228L229 73H231ZM254 71V72H255ZM47 72V73H46ZM84 72H82V73H84ZM139 72V73H138ZM145 72V71H144ZM144 72H143V76H144ZM147 72H146V74H147ZM203 73H199V74H205L204 73V71H202ZM236 72V73H235ZM256 72H255V74H256ZM59 73V72H58ZM130 73L132 74V75H135V71L133 70V71H131V72H129V74H128V72L126 73V74H128V76L126 75V79H127V84H128V82L130 83V80H128L129 79V77L130 76H132V75H130ZM184 73H187V74H184ZM252 73V72H251ZM264 72H262V74H263ZM46 74V75H45ZM66 74V73H65ZM74 73L72 72V75H73ZM74 74V75H75ZM84 74V75H85ZM101 74V73H100ZM181 74H183L184 76H181ZM193 74H195V73H193ZM221 74V77L223 76ZM261 74V75H262ZM73 75V76H74ZM109 75V76H110ZM191 75H192V73H191ZM197 75V74H196ZM214 75V76H215ZM244 75V74H243ZM257 75V74H256ZM261 75H258V76H261ZM50 76V77H49ZM80 77H81V75H79ZM101 76H103V74L101 75ZM142 76V77H143ZM154 76H156V75H154ZM188 76L189 75H187V78H188ZM201 76L202 75H200L199 76V78H197V80H202V78H201ZM214 76H212L211 75V77H212V80H210V81H213V79L215 78ZM84 77H85V79H84ZM128 77V78H127ZM210 77V78H211ZM214 77V78H213ZM228 77V78H227ZM132 79L134 78L133 76L131 77ZM152 78V77H151ZM243 78V77H242ZM246 78H247V75H246ZM263 78H264V76H263ZM78 79V78H77ZM77 79H75L76 80V82H77ZM102 79V78H101ZM154 79V78H153ZM209 79V78H208ZM207 79V80H208ZM262 78H259V79H257L256 80V82L254 81L253 82V84L252 85H254L255 83H259V84H262V85H264V81H262L261 80ZM80 80H81V78H80ZM146 80H148L147 82H145ZM182 80V81H181ZM194 80V79H193ZM200 80V85L198 84V82H196V84H198L199 86H202V85H204L203 84V82L205 81V79H204V81L202 82ZM65 81V80H64ZM74 81V80H73ZM82 81V82H83ZM136 81V80H135ZM236 81H237V79H236ZM69 82V81H68ZM81 81L79 82V84L80 83H82ZM95 81H93L92 82V80H91V83L90 84H92V83H94ZM125 82V83H126ZM153 82V81H152ZM152 82H151V84H152ZM190 82H191V80H190ZM194 82H195V80H194ZM202 82V83H201ZM206 82V81H205ZM262 82V83H261ZM78 83V82H77ZM96 83V82H95ZM124 83V84H125ZM135 83V84H136ZM147 83V84H146ZM149 83H150V81H149ZM154 83V82H153ZM156 83V82H155ZM183 83V84H182ZM186 83V82H185ZM48 84V85H47ZM78 84V85H79ZM90 84L88 83V86L87 87H91L90 86ZM127 84H126V86H127ZM136 84V85H137ZM188 84H189V81H188ZM191 85H192V83H190ZM190 84H189V86H190ZM195 84V85H196ZM219 84V85H218ZM236 84V85H235ZM247 84H250V83H247ZM259 84L256 86V87H259V88H262V86H259ZM73 85V84H72ZM82 85H83V83H82ZM82 85H81V87H82ZM103 85V84H102ZM106 85V84H105ZM108 85V84H107ZM157 85V86H156ZM194 85V84H193ZM194 85V86H195ZM235 85V86H234ZM244 85H245V83H244ZM75 86H76V84H75ZM119 86H121V85H119ZM125 86V87H126ZM130 86V85H129ZM128 86V87H129ZM194 86L192 87V89H191V87L189 88V90H193L194 91V93H193V96H192V99L194 98V94H195V96H196V92H195V90H194ZM221 86V85H220ZM228 86V87H227ZM254 86V87H255ZM17 87V89H15V88ZM86 87V88H87ZM110 87V88H111ZM124 87V86H123ZM150 87V88H149ZM233 87H235V88H233ZM241 87V86H240ZM252 87V86H251ZM254 87H252V92H254ZM255 87V88H256ZM264 87V86H263ZM75 87H73V89H74ZM103 88H105V87H103ZM119 88H121L122 89V91L123 90H125L126 91V89H128V88H126V89H123L122 88V86L121 87H119ZM132 87H130L128 90H130ZM146 89V88H148L147 89V91L149 92H146L145 91V93H144V89ZM196 88L198 89V87L196 86ZM195 88V89H196ZM200 88V87H199ZM72 89V88H71ZM113 89L111 88V91H113ZM234 89H235V91H234ZM251 89V88H250ZM258 89V88H257ZM255 90V91H258V90ZM49 90H51V92L49 91ZM57 90V89H56ZM76 90V89H75ZM104 90H106V89H103V92H102V94H100L101 96L100 97H102L101 99L102 100H105V98H107L106 100L108 101V103H109V105L110 104H113V105H115L116 104V102H115V96H114V94L115 93H117V95L120 93H118V91H120V89L118 90V91H116V92H114V93H110V89L109 90H106V93H105V91ZM189 90H187V91H189ZM205 90H199L198 89V91H204L205 93H207ZM225 90V89H224ZM231 90V89H230ZM241 90V89H240ZM53 91H54V88H53ZM60 91V90H59ZM70 91L71 90H69V94H70ZM135 90L133 89V92H134ZM239 91V90H238ZM57 92V93H56ZM72 92V91H71ZM79 92V91H78ZM94 92V91H93ZM93 92H88V93H90L91 95H93ZM130 92L131 93H133L131 90H130ZM130 92H127V93H129V95L131 94ZM152 92V93H151ZM183 92H184V94H183ZM198 93L197 92V97L195 98V99H199L198 97H202V98H205L206 97V95H202V93ZM203 92V93H204ZM214 92V91H213ZM237 92V91H236ZM235 92V93H236ZM55 95L56 96H54V98H53V96H52V94L50 95L51 96V98H53L54 100H56L57 98L56 97H58V100L62 97V96H58V95H60L62 92H58V90L57 91H55ZM110 93V94H109ZM123 93H124V91H123ZM122 93V95H124V94H126V93H124L123 94ZM151 93V94H150ZM262 93H263V95H264V88H263V91H262ZM262 93L260 92V95H261V98H259V99H261V101H263V98H264V96L262 95ZM63 94V93H62ZM61 94V95H62ZM66 94V93H65ZM135 94H136V92H135ZM182 94H183V96H182ZM219 94H218V96H219ZM248 95H249V93H247ZM252 94V93H251ZM250 94V98H254L255 96H256V98H254V99H250L249 98V96L247 97V98H249V100L251 101L252 100V102H248L246 99V101L248 102V104H253V107H252V109H251V111H254L255 110V108L256 109H258V111H260L261 112V110H259V107H261L262 105H263V107H264V102H262L263 104H261V103H259L260 102V100H258L259 102H258V104H257V106L255 107V102H257V100L254 102V100L255 99H258V97H260V95H255V94H253V96ZM90 95V96H91ZM137 95V94H136ZM168 95H170V97L168 96ZM200 95V96H199ZM243 95H245V94H243ZM87 96V97H86ZM99 96V95H98ZM107 96V97H106ZM132 97H133V95H131ZM131 96L130 97H128L129 98V101L131 100L132 101V98H131ZM252 96V97H251ZM263 96V97H262ZM93 96H91L90 97V99H92L93 100V98H92ZM100 97H99V99H100ZM117 97V98H118ZM169 99H168V98ZM200 97V98H201ZM228 99H227V98ZM47 98H49L50 99V97L48 96ZM46 98V100H48ZM97 98V96H95L94 97V99H96ZM118 98V99H119ZM134 98V97H133ZM137 98H138V96H137ZM166 98L168 99V101L166 100ZM207 98V97H206ZM224 98H226L227 100H228V102H227V100L225 99V101H226V103H224L225 101H224ZM243 98V97H242ZM98 99V98H97ZM97 99L96 100H94L95 101V103H96V101H97ZM99 99H98V101H97V104H98V102H102L101 101V99H100V101H99ZM136 99V96H135V98L133 99V100H135ZM145 99V100H144ZM164 99H165V101H164ZM170 99H171V101H172V106H174L175 105V103L177 104H180V109H182V110H180V111H178L176 108H179V107H176L175 106V109H176V111H175V109H174V107H173V109H172V106L171 107H169L168 106V104L170 103ZM190 99V100H189ZM195 99H193V100H195ZM240 99V98H239ZM43 100V101H42ZM91 100V101H92ZM245 100H244V104H246V102H245ZM90 101V102H91ZM106 101V102H107ZM129 101H127V102H129ZM131 101H130V105H131ZM192 103H191V102ZM196 101V100H195ZM198 101V100H197ZM232 101V100H231ZM235 101H237V100H235ZM74 102V101H73ZM87 102V101H86ZM149 102H147L148 104H149ZM168 104H167V103ZM70 103H72V102H70ZM94 103V104H95ZM147 103H146V105H147ZM229 103V104H228ZM65 104V103H64ZM73 104H70V105H73ZM77 104V105H78ZM85 104H87V103H85ZM89 104V103H88ZM106 104L107 103H105L104 102V105H105V107H106ZM142 104V103H141ZM193 104H195V105H193ZM210 104V105H209ZM96 105V104H95ZM99 105V104H98ZM104 105H103V107H104ZM123 105H124V107H123ZM129 105V106H130ZM230 105V106H229ZM242 105H243V103H242ZM241 105V106H242ZM261 105V106H260ZM61 106V105H60ZM143 106H145V104H143ZM143 106H139V108H138V112H140L141 110H142V107ZM231 106H233L232 108H231ZM259 106V107H258ZM47 107V106H46ZM72 107V106H71ZM91 107V108H92ZM100 107H102V105L100 106ZM100 107L99 108H97L96 106H95V108H97L96 109V114H97V116L96 117H98V114L100 115V113H97V112H100V111H97L98 109L100 110ZM113 107L114 106H112V109H113ZM117 107V108H118ZM231 108L230 110L228 109V108ZM237 107H236V110L234 109V111H239L240 109L238 108L237 109ZM248 107H251V106H248ZM258 107V108H257ZM47 108H49V107H47ZM73 109L75 108V107H72ZM76 108H75V110H73L74 112H76L77 110H76ZM91 108H90V110H91ZM141 108V110L139 111V109ZM225 108H227L226 109V111L225 112H227V113H230L229 115L228 114H226V113H224V110H225ZM242 108V107H241ZM254 108V109H253ZM85 109V110H84ZM92 109H94V107L92 108ZM105 109V108H104ZM110 109H111V107H110ZM109 108L105 111V110H103L104 112H103V115H105V118H106V121H109V119L111 118V120H114L113 119V116L114 115H118V112L117 113H113V111H112V109L110 110ZM119 109V108H118ZM137 109V108H136ZM147 109H146V111L144 112V111H142L144 114L147 112ZM210 109V110H209ZM248 109V108H247ZM247 109H246V111H244V114H245V112H247ZM71 110V109H70ZM69 110V111H70ZM191 110H193V111H191ZM206 110V111H205ZM68 111V112H69ZM72 111V112H73ZM89 111V110H88ZM209 111V112H208ZM230 111V112H229ZM255 111H257V110H255ZM258 111H257V114H259L258 113ZM72 112H70V113H72ZM90 112V111H89ZM88 112V113H89ZM138 112H136L135 113V115H138ZM207 112V113H206ZM232 112V113H231ZM91 113V112H90ZM106 113V114H105ZM132 113V112H131ZM143 113H141V114H143ZM208 113H209V115H208ZM243 113V112H242ZM262 113V112H261ZM264 113V112H263ZM77 114V113H76ZM75 114V115H76ZM83 114V113H82ZM140 114V113H139ZM143 114V115H144ZM211 114V115H210ZM244 114H242V116L240 117V119L241 118H243V117H245L246 116V114L247 115H249L250 114V112H247L246 114H245V116H244ZM257 114H253L252 113V115H254V117L252 118L251 116H250V118H249V120H254V121H252V123L253 122H255L256 121V119H254V118H256L255 116H257ZM52 116H53V114H51ZM78 115V114H77ZM87 115V116H88ZM131 115V116H130ZM147 115V114H146ZM146 115H145V118H146ZM197 115V117L199 116V118H198V121H199V119H200V121L198 122L197 121V119H196V116ZM209 117H208V116ZM230 116V115H233L232 117L230 116V117H228L227 118V116ZM251 115V114H250ZM261 114H259L258 116H260ZM47 116H49V117H47ZM83 116H84V114H83ZM102 115H100V117L99 118H97V119H99L98 121L100 122L101 120H100V118L102 119V117H101ZM119 116V115H118ZM120 116H119V118H120ZM127 116H130L129 118L127 117ZM258 116H257V118H258ZM262 116L263 117H259V119L256 121L257 122V124H256V122L255 123H253L252 124V126H251V128H247V129H251V132H249V134L251 133L252 134V137H250L251 136V134L249 135V134H247L250 138H249V140L248 141H250L251 140V142L250 143H252L253 142V140H256L257 138L256 137H254V136H256V133H258V132H260L261 131V129L262 130H264V127H263V122H264V114H262ZM86 116H84L83 118H85ZM91 117V118H90ZM115 117V116H114ZM126 117H127V119H126ZM139 117V119L138 120H140V116H138ZM196 119V121H194L193 119L194 118ZM211 117V120H208L209 118ZM53 118V119H52ZM67 118H69V119H67ZM75 118H77V116H75ZM208 118V119H207ZM52 119V120H51ZM118 119V118H117ZM239 119V120H240ZM246 119H247V117L245 118V119H243L245 122H246V124H247V121H246ZM78 120V119H77ZM110 120V122H113V121H111ZM119 120V119H118ZM141 120L143 121V119H142V116H141ZM262 120H263V122H262ZM43 121V122H42ZM80 121H83V123L82 122H80ZM95 121H97L96 119H95ZM142 121L139 123V125L138 126H140L141 127V129L143 128L142 126H141V123H142ZM147 121V122H148ZM207 121L208 122H210V123H207ZM241 121V120H240ZM244 121H242V123H243V125L245 124L244 123ZM47 122H49V120L47 121ZM69 122H70V125H69ZM99 122H97V123H99ZM144 122V121H143ZM239 122V121H238ZM251 122V121H250ZM249 122V123H250ZM42 123V124H41ZM83 124V125H81L80 126V124ZM96 123V122H95ZM237 123V122H236ZM239 123H241V122H239ZM242 123H241V125H242ZM260 123V128L261 129H255V125H256V128H257V126H258V124ZM75 126H74V125ZM104 124V123H103ZM110 124H112V123H110ZM143 124H145V122L144 123H142V125ZM45 125V126H44ZM19 126H21L22 127V129L20 128L19 129V132L21 133L22 131H23V135L21 136V137H23V140H22V138L19 136V132L18 133H16V130L15 129H17V127H19ZM92 126H96L95 124H93ZM91 126V127H92ZM104 126V125H103ZM144 126V125H143ZM230 126H233L232 128H230ZM76 127H78V128H80L79 130H77L78 128H76ZM85 129H84V128ZM100 127V126H99ZM238 127V126H237ZM236 127V128H237ZM248 127V126H247ZM254 127V128H253ZM263 127V128H262ZM45 128V129H44ZM81 128H83L82 130H81ZM95 128V127H94ZM93 128V129H94ZM126 128V127H125ZM137 128V127H136ZM209 128H212V130H213V132L211 133V132H209V133H207L206 131L208 130H210ZM239 128H241L242 129V131L244 130V134H245V132H246V127H240L239 126ZM91 128H89V130H90ZM91 130V134L94 132V130ZM100 129H102V128H100ZM113 129V130H112ZM145 129H146V127H145ZM144 129V130H145ZM238 129V128H237ZM241 129H240V132H241ZM246 129V130H245ZM81 130V131H80ZM97 130H98V128H97ZM96 130V131H97ZM129 132H128V131ZM239 130V129H238ZM237 130V131H238ZM253 130V131H252ZM255 130H256V133H255ZM64 131H67V133L65 134L64 133ZM77 131H78V133H77ZM79 131H80V134H79ZM95 131V132H96ZM139 131H141V130H139ZM138 130H137V133L135 132V134H133V139H134V141L137 143L138 141H137V138L139 137V135L141 134V136L140 137H142V133H140ZM149 131V132H148ZM142 132V131H141ZM195 132H197V133H199V135L200 136H202V134H204V133H206L205 135H206V137L208 136V134H211L210 135V137L208 136L207 137V139H206V137L204 138V136H202L203 137V139H205L206 140V144H203L204 143V141H201L202 142V144H201V148L200 149H202L201 151H200V149H198L199 151H198V153L200 152V154H201V156L203 155V157L202 158H200L199 159V161H197V162H195V160H197V158H195V160H194V157L195 156H193V153H194V155L195 154H198V153H195V151H193L192 152V146H191V143L193 142V141H195L196 139H201V140H203L202 139V137H197L195 140H194V136L192 135V133H195ZM239 132V131H238ZM238 132H236L237 134H239ZM254 132V133H253ZM89 133V134H88ZM99 133H101V135H102V131L101 132H99ZM98 133V134H99ZM105 133V132H104ZM113 133H114V136H113ZM187 133H191V137L190 138H186L185 136H186V134ZM235 133V134H236ZM261 133V132H260ZM259 133V134H260ZM262 133H264V132H262ZM18 134V135H17ZM64 134V135H63ZM81 135V136H79L78 137V139H77V135ZM82 134H84L85 135V133H84V131H83V133ZM87 134H88V137H87V139H86V136H85V140H91L94 136L93 135H91L90 134V131H88L87 132ZM93 134H95V133H93ZM96 135V137L97 136H99V135ZM137 134V135H136ZM139 134V135H138ZM243 134V133H242ZM254 134V135H253ZM257 135V137H259L260 135H262V134H260V135ZM19 136V140H20V143L21 142H23V143H17V145H19L20 144V146H22V144H23V146H24V144H26L25 145V148H22V147H20V146H17V152H19L18 150L19 149H21L22 148V150H21V157H19L20 156V154L18 155V153H17V155H18V157L16 156V158H17V165H18V167H19V171H21L22 173H21V179L19 178V175H18V177H14L17 181L16 182H18V183H20L19 185H18V183L17 184H15V180L11 177V174H10V170H12L13 168L12 167H14L15 166V164L16 163H14V152L13 151H11V148H12V150H13V146L11 145V143L12 142H14L13 140H15L16 139V137L15 136ZM51 135V136H50ZM91 135V138H89V136ZM101 135L99 136V138H101ZM136 135V136H135ZM149 135H146L147 136V138H149ZM151 135V136H152ZM196 135H198V134H196ZM195 135V136H196ZM240 135V134H239ZM238 135V136H239ZM247 135H244L245 136V138L243 137V135L240 137V139H242V137L244 138V140L248 137ZM120 137L118 140L117 139H115L116 137ZM132 136V135H131ZM138 136V137H137ZM190 136V134L187 136V137H189ZM247 136V137H246ZM64 137V138H63ZM104 136H102V138H103ZM113 137H115L114 139L116 140H112V138ZM254 137V138H253ZM123 138V139H122ZM146 138V139H147ZM152 138H153V141H152ZM208 138H210L209 140H208ZM252 138V139H251ZM256 138V139H255ZM65 140V142H64V140ZM136 139V140H135ZM237 139L239 140V143L241 144V141H240V139H239V137H237ZM248 139V138H247ZM17 140V139H16ZM19 140H17V141H19ZM62 140V142H64L65 143V146H64V151H63V154H61L60 156L61 157H63V160H64V162H63V160H62V158H60V160H58L57 161V159L59 158L58 156H59V153H60V151H59V147H60V141ZM89 140V141H90ZM97 140H99L98 139V137H97ZM101 140V139H100ZM99 140V141H100ZM125 140V139H124ZM132 140V139H131ZM235 140V141H234ZM24 141H25V143H24ZM76 141H78V142H76ZM89 141H84L83 143H85V149L87 148V150H88V148H90V146H88V144L89 143H87V142H89ZM92 141V140H91ZM143 141L141 142V143H143ZM207 141H209V143L207 144ZM112 142H114V143H112ZM153 142V143H152ZM197 142V147H198V144L200 143V141L199 140H197L196 141ZM242 142H244L243 141V139H242ZM15 143L16 142H14V146H15ZM77 143V144H76ZM93 143V142H92ZM134 143V142H133ZM246 143H249V142H247V140H246V142L244 143L245 145H246V147H247V145H249V144H246ZM117 144V145H118ZM128 144V143H127ZM146 144H145V147H146ZM194 144V143H193ZM76 147H75V146ZM82 145V144H81ZM89 145H91V143L89 144ZM95 145V144H94ZM116 145V144H115ZM136 145V144H135ZM190 145V146H189ZM195 145V144H194ZM205 145H206V147H205ZM237 145H239V144H237ZM237 145H235V146H237ZM253 144H251V145H249L251 148H253L254 146H252ZM264 145V144H263ZM62 146V147H63ZM88 146V147H87ZM119 146V145H118ZM117 146V147H118ZM196 146V145H195ZM202 146H204V148L206 149L207 148V150H204L203 148H202ZM18 147H20V148H18ZM75 147V148H74ZM79 147H81V146H79ZM93 148H95L96 146H92ZM98 147H100V150H99V148ZM116 147V146H115ZM15 148V147H14ZM102 148V149H101ZM133 148H134V146H133ZM133 148H131L132 149V151L129 153L131 156H129V157H132V155H133V153L134 152H136V150L139 148V147H136V149H135V151L133 150ZM237 148H238V146H237ZM62 149V148H61ZM111 149L112 150H115L116 151V153H115V151H112L111 152ZM147 149V148H146ZM194 149V148H193ZM197 149H195L196 150V152H197ZM245 149V150H244ZM90 150V151H89ZM88 151L89 152H91V149H89ZM94 150V152L96 151L95 149H93ZM244 150V151H243ZM15 151V150H14ZM123 151V148H122V150H121V152ZM206 151H208L207 152V154H208V157H207V154H206ZM247 151V150H246ZM133 152V153H132ZM145 152V153H144ZM258 152V154H259V152H260V154H259V156H258V154H257V156H256V154L254 155L256 158L257 157H260L261 156V154L263 155V158H264V154H263V152H261V151H257ZM123 153H124V151H123ZM85 154H87V155H85ZM116 154V155H115ZM121 154V158H122V153H120ZM120 154H119V157H120ZM252 154V156H253V153H251ZM82 155L84 156L83 158H85L84 159V161L85 160H87V162H84V161H82L81 160V158H82ZM91 156V155H90ZM89 156V157H90ZM95 156V155H94ZM102 156H100V157H102ZM140 156V157H139ZM205 156L207 157V159H205ZM252 157V159L254 158V159H256L255 157ZM100 157L98 158V157H96L97 159H94L96 162L97 161H99V159H100ZM117 158H119L118 157V155L116 156ZM196 157H198L197 155H196ZM240 157H242V154H240ZM262 157V156H261ZM20 158V159H19ZM77 158H78V160H81L83 163H82V165H81V161L79 162L80 163V165H81V167L83 168V170H82V168L80 169V167H79V165L76 167V165L78 164H75L76 163V160H77ZM80 158V159H79ZM108 158V157H107ZM246 159V160H245ZM19 160H20V162H19ZM123 160V159H122ZM262 160H264V159H262ZM61 161V163H65L66 165H63V169H61L60 170V168H59V170L60 171H62V170H64L65 168V166H67V169H66V172L65 173H61L60 171L57 173L56 172V167H57V164H58V166H59V163L58 162H60ZM104 161V162H105ZM121 161V159H119V161L117 160L115 163H117V162H120ZM242 161V160H241ZM56 162H57V164H56ZM75 162V163H74ZM94 162V161H93ZM101 161H99V163H100ZM264 162V161H263ZM19 163H20V165H19ZM60 163V166L62 165ZM98 163V162H97ZM96 163V164H97ZM122 163V162H121ZM120 163V164H121ZM130 163V164H129ZM260 163H262V161H259V164ZM73 164H75V165H73ZM92 164V163H91ZM95 164V163H94ZM94 164H93V167H94ZM258 163L256 164V166H258L259 165ZM144 165V166H145ZM263 165V164H262ZM261 165V166H262ZM74 166H75V170H74ZM90 166H92V165H90ZM98 166V165H97ZM238 166V165H237ZM255 166V167H256ZM20 167H21V170H20ZM85 167V166H84ZM109 167V168H108ZM111 167V168H110ZM61 168H62V166H61ZM100 168H102V166L100 167ZM100 168H99V170H100ZM107 168V169H106ZM244 168H247V166L246 167H244ZM251 168H253L252 170L254 171V165L252 164V167ZM261 168H263L264 169V166H262ZM261 168H260V170H261ZM17 169H16V171H17ZM42 169V170H41ZM259 169V168H258ZM39 170H41V171H43L44 170V172H45V174L43 173V174H41V172L40 173H38L39 172ZM82 170V171H81ZM239 170V169H238ZM241 170V169H240ZM58 171V170H57ZM88 171V170H87ZM101 171H102V169H101ZM116 171V170H115ZM118 171V170H117ZM123 171H124V169H123ZM146 173H145V172ZM234 171L236 172L235 173V175L238 177H243L244 179L242 180V183L244 184V180H246V182H247V185H248V187L246 186V184H244L245 185V189L243 188V184H239V185H237V182H236V180L237 179H235V180H233L234 182H236L234 185L236 186L237 185V187L235 188V186H231V187H233V188H231V190H240V187H241V193H239L238 194V192H236L237 193V197L236 196H234V195H232V193H231V190H230V188H229V184H232L231 182V180H232V178L234 177L233 175H229V174H231V172L234 174ZM263 171V170H262ZM262 171H261V173H262ZM18 172V171H17ZM99 172V171H98ZM19 173V172H18ZM61 173V174H60ZM89 173H86V174H89ZM100 173V172H99ZM121 173L123 174V175H121ZM264 173V172H263ZM20 174V173H19ZM39 174V175H38ZM119 174V175H118ZM248 174V175H249ZM15 175H16V173H15ZM16 175V176H17ZM42 175V179H41V176ZM121 175V176H120ZM203 175H204V177H203ZM258 176V172H256V174H255V176ZM82 176V177H81ZM88 176V175H87ZM110 176V175H109ZM232 178H231V177ZM256 176V177H257ZM262 176H263V174H262ZM261 176V177H262ZM230 177V178H229ZM238 177V179L240 180V178ZM248 177V176H247ZM260 177V178H261ZM78 178V179H77ZM84 178V177H83ZM85 178H86V176H85ZM11 179V180H10ZM12 179H13V181H12ZM20 179V180H19ZM75 179H77V181L75 180ZM98 179V180H99ZM102 179V178H101ZM100 179V180H101ZM231 179V180H230ZM257 179H259V177L257 178ZM195 181V183H194V181ZM238 180V181H239ZM12 181V182H11ZM73 181V182H72ZM76 181V182H75ZM103 181L101 180V185L103 184ZM193 181V182H192ZM257 181V180H256ZM13 182H14V184L15 185H17V187H19V186H21L20 188L21 189H19V191L21 192V196H20V198L18 199V197H14V196H16V195H18V194H16L17 193V188L16 189H14L13 190V187H15V185H13ZM262 182H263V179H262ZM72 183V184H71ZM74 183V184H73ZM192 183H194V184H192ZM252 183V184H251ZM81 184V185H82ZM91 184V185H92ZM190 184H192L191 186H193L191 189H193V191L191 190V191H189V192H191V193H193V195H191V197L193 198V199H187V198H189V197H186V194H187V192H186V190L188 189L189 190V187H190ZM72 185V186H71ZM100 185V186H101ZM77 187V186H80L79 187V192L76 190V188H74V187ZM83 186V185H82ZM103 186V185H102ZM101 186V187H102ZM107 186H108V188H107ZM239 187V188H238ZM247 187V188H246ZM264 187V185H262V188ZM73 188V189H72ZM91 188H90V190H91ZM242 188H243V190H242ZM255 188H257L256 190H255ZM75 189V191L74 192H72L73 190ZM107 189V190H106ZM81 190V191H80ZM93 190V189H92ZM89 191V193L90 194H92L91 192H93V191ZM187 190V191H188ZM16 191V193L14 194V196H13V193L12 192H15ZM18 191V192H19ZM78 192L77 194H75V196H73V193H75V192ZM261 192L262 194L261 195H259L260 193H258V192ZM186 192V194L184 195V193ZM188 192V193H189ZM234 192V191H233ZM249 192V191H248ZM56 193L59 195V198H60V200H59V198H58V200L57 201H60L59 202V204H60V208L59 207H57V205H58V203H57V205H56V207H55V198L57 197L56 196ZM88 192H86V194H87ZM190 193V194H191ZM205 193H208L209 195H207L206 196V194ZM235 193V192H234ZM235 193V194H236ZM12 194V197H11V199L12 200H14V201H11V199L10 198H8V197H10L9 195H11ZM94 194V193H93ZM189 194V195H190ZM88 195V194H87ZM183 195L186 197H184V198H182L183 197ZM205 195V196H204ZM238 195H240L241 197H238ZM247 193H246V197H247ZM96 196V195H95ZM95 196H93L94 198H96ZM188 196V195H187ZM210 198H209V197ZM244 196H245V194H244ZM249 196H251V201L253 200V193H251L250 192V195ZM259 196H260V198H259ZM263 196V195H262ZM88 197L89 198H91L92 197V195H88ZM202 197L203 198H205V199H209V201H207V200H205L207 203H205V204H207V205H205L204 203V205H202V206H200L202 203H200L199 202V200H203L202 199ZM245 197V198H246ZM256 197H258V199L256 198ZM6 198H8L9 200H10V202H9V200L7 199L6 200ZM79 198V197H78ZM83 198V197H82ZM85 198H86V200H85V202H86V204L90 201V200H87V197L85 196ZM88 198V199H89ZM94 198H91L92 200L94 199ZM239 200H238V199ZM16 199V200H15ZM18 199V200H17ZM182 199H183V201H184V199H185V201H184V203H183V201H182ZM95 200V199H94ZM245 200V199H244ZM258 200V201H257ZM264 200V199H263ZM16 201L18 202V203H20V202H22V205H20V206H17V204H15L16 203ZM20 201V202H19ZM56 201V202H57ZM81 201H84V198L81 200ZM96 201V200H95ZM204 201V202H205ZM5 202H7L8 204L7 205H9V203H10V205L11 206H13V204H11L12 202L14 203V206L15 207H13V208H16L17 209V207H19V208H22V210L20 209V211H21V213H20V211H19V208L17 209V212H16V210L15 209H13V210H11V206H10V209H9V207H7L6 206V203ZM186 202H189L188 204L190 205V206H188L189 208H190V210H192V209H194L199 203V206H198V208H201V209H197L198 211H196V212H193V214H192V217H194V218H196L197 216V218H196V220H197V225H193L194 223H195V221H193V223H192V221H191V219H192V217H191V219L189 218V215H191L190 214V212H189V208H187V211L186 212H188V214L187 213H184V214H186V215H188V218L190 219L189 220V222L187 221V223L190 225V221H191V223H192V225H190V226H194V227H196V228H194V230H192V229H190V227H189V225L188 224H186V225H182V223H181V221H179L180 220V218H181V220H186L187 218H185V217H187L186 215H182L183 213V208L185 207V203ZM242 202V201H241ZM244 202H246V201H244ZM263 203V202H262ZM261 203V204H262ZM245 205V204H244ZM263 206H264V203L262 204ZM262 205H260V206H262ZM204 206V207H203ZM78 207H81V206H79L78 205ZM248 207H246V208H248ZM58 210H56V209ZM59 208V209H58ZM77 208V207H76ZM76 208H75V210H76ZM241 208H243V206L241 207ZM12 212H11V211ZM15 210V211H14ZM60 210V211H59ZM74 210V209H73ZM246 210V209H245ZM260 210V209H259ZM15 213H14V212ZM195 211V210H194ZM244 211V210H243ZM247 211H248V209H247ZM261 211L263 212L264 211V207L261 209ZM260 211V212H261ZM55 212V213H54ZM56 212L58 213V214H56ZM73 214H72V213ZM198 212V213H197ZM241 212H242V210H241ZM240 212V213H241ZM246 212V211H245ZM255 211H253V213H254ZM259 212V213H260ZM17 213V214H16ZM20 213V214H19ZM75 213V214H74ZM192 213V212H191ZM195 213V214H194ZM196 213H197V216H196ZM17 216H16V215ZM58 215V216H56V215ZM92 214V213H91ZM242 214V213H241ZM240 214V215H241ZM244 214V213H243ZM263 214V213H262ZM145 215L148 217L147 218V220H145L144 219V217H145ZM182 215V216H181ZM193 215H195V216H193ZM255 215H258V214H255ZM259 216H261L260 214H259ZM258 216V217H259ZM78 217V218H77ZM249 217V218H248ZM262 217H263V219H264V215H262ZM79 218H81L80 220H79ZM86 218H87V222H86ZM261 218V217H260ZM83 220V221H82ZM188 220V219H187ZM254 220V219H253ZM256 220V222H254V223H258V226H259V224L261 225V223H260V220H259V218H256L255 219ZM259 220V221H258ZM79 221H82L81 223L79 222ZM244 221V223H241V222H243ZM261 221H262V224L264 225V221L261 219ZM179 222L181 223V225L182 226H179ZM79 223V224H78ZM83 223H87V226H88V230H87V226L84 224V227L86 226V231H85V229H83L82 230V227H83ZM184 223V222H183ZM82 224V227H81V230H80V226L79 225H81ZM89 224V225H88ZM92 224V226H93V223H91ZM196 224V223H195ZM253 224V223H252ZM256 224H254V225H252V228H253V226H256ZM77 225H78V228H77ZM243 225V226H244ZM249 225H251L250 223H249ZM33 226L35 227V228H33ZM242 226V225H241ZM83 227V228H84ZM149 227L153 230V231H151V232H153L152 233V235H151V232H149ZM249 226L247 225V227L246 228H248ZM251 227V226H250ZM249 227V228H250ZM77 228V229H76ZM90 228V229H89ZM147 228H148V233H150V236L151 237H149V235L147 234V235H145L144 233V230H146L147 231ZM262 229H263V227H261ZM260 227H259V229H261ZM150 229V230H151ZM77 230V231H76ZM79 230H80V232H79ZM89 230H91V231H89ZM244 230V229H243ZM246 230V229H245ZM248 230V229H247ZM246 230V231H247ZM83 231H85V232H83ZM259 231V230H258ZM260 231H262V230H260ZM259 231V232H260ZM83 232V233H82ZM242 232H244V231H242ZM79 233V234H78ZM88 233V234H87ZM147 233V232H146ZM241 233V234H240ZM253 233V232H252ZM76 235V236H75ZM243 235H244V233H243ZM82 236V237H83ZM147 236L149 237V238H147ZM238 236H239V238H238ZM36 237V238H35ZM75 237V238H74ZM240 237L242 238L241 240H247V241H242L243 243V245L242 244H240V241L238 240V239H240ZM37 240V242L38 241H40V242H38V245L37 246H39L40 248H38V247H35V250H33V251H35V252H38V253H36V254H34V258L32 259V258H30V259H32L31 261H30V259L29 258H26L27 257V255H28V257H31L33 254L32 253H35V252H31L30 254L28 253L29 252V250H30V247H31V249H33L32 248V246H36V242L34 243V240L35 239ZM52 238V239H51ZM249 238V239H248ZM34 239V240H33ZM256 239H258V240H256ZM264 239V238H263ZM33 241V242H32ZM49 241H52V244L51 245H53V246H51L50 248H54L53 249V251L50 249V248H48V245H47V243L49 242ZM54 241V242H53ZM76 241H78V240H76ZM80 241V240H79ZM78 241V242H79ZM81 241H82V239H81ZM81 241L79 242V243H81ZM75 242V241H74ZM78 242L74 245L75 247H78L77 246V244H78ZM245 242H247V243H245ZM39 243H41V245H39ZM51 243V242H50ZM55 244V246H54V244ZM32 244H35V245H32ZM44 244H46V245H44ZM50 245V244H49ZM71 245V244H70ZM79 245V244H78ZM43 246H44V248H43ZM74 246H70L69 248H73ZM244 246V248H242ZM46 247V248H45ZM199 247V248H198ZM36 248H38V251H37V249ZM197 248H198V250H197ZM201 248V249H200ZM73 249H76V248H73ZM200 249V250H199ZM244 251H243V250ZM51 250V251H50ZM69 253H68V252ZM72 251V252H71ZM242 251L244 252V253H242ZM194 252V253H193ZM193 255H192V254ZM240 253H242V254H244V256H245V259L246 260H244V256L242 257L241 255H239ZM32 254V255H31ZM71 254V255H70ZM74 254V255H73ZM191 254V255H190ZM198 254V253H197ZM36 255H38L37 257H36ZM75 255H77L78 256V258H77V256H76V258L74 257V258H72L73 256H75ZM196 255V254H195ZM72 256V257H71ZM95 257V258H94ZM78 259V260H82V259ZM192 258V259H191ZM28 259H29V261H28ZM70 259L72 260V259H74V261H76V262H74L73 260L71 261L72 263H70ZM194 259V260H193ZM202 260V261H201ZM242 260H244V261H242ZM88 261V262H87ZM90 261V262H89ZM237 261V262H238ZM92 262H94V261H92ZM82 263V261H80V264ZM199 263V264H200ZM241 263H239V264H241ZM83 264V263H82ZM92 264V263H91ZM196 264H197V262H196Z\"/></svg>",
	"mask_w": 264,
	"mask_h": 264
},
{
	"label": "rangeland",
	"instance_id": "rangeland-1",
	"mask_svg": "<svg viewBox=\"0 0 264 264\" xmlns=\"http://www.w3.org/2000/svg\"><path fill=\"white\" fill-rule=\"evenodd\" d=\"M33 1H35V0H33ZM38 1H39V2H38ZM46 1L49 2V0H44V1H42V0H37V4H36V2H35L36 5L32 3V4H33L32 7L35 6L34 8H32L33 11H34V12H36V11H42L41 8H42V6H43L44 4H46ZM50 1H52V3H51V2L48 3V4H49V10H50V11H48V12H49L48 15H50V16H51V15H52V16L54 15V16H55V17H52V18H51L50 16L47 15V18H49V19L51 18L50 20H52V21H49V19H48L49 24H50V22L52 23V24H50V28H51V29L48 30V29H49V26H47V30H40V28H39V32L41 31L40 34H39V35H41V38H43V37H42V34H44V37L46 38V39L43 38V39H45V40L41 39V40H43V41H41V42H43L42 44H41V42H40L41 45H44V46H42L43 48H42V47L40 48V50L42 49V51H41V52H42V55L45 56V55H46V52H47L46 57H45V58L42 57L43 60H45V61H44V62H45V63H44V65H45V69H46V71H47V69L49 70V71H48L49 74H50V72H51V75H50V76L53 75V77L47 79V75L45 74V75H46V82L48 81V82H49V86H50V87L47 88L46 93H47L48 89L50 88V89L52 90V93H53V94L51 93L52 96H53V98H54V96H56L55 94H56L57 92L55 93V91H57V90H58L59 93L62 92L63 94L61 93L62 95H61V94L58 95L59 97L62 96L59 100H58V97H56L57 99L54 100L53 98H51V96H50L51 94L49 93V94H50V95H49V94L47 93V96L43 99V100H45V101H44L43 103H41L42 106H43V104L45 105L44 107L46 108V110H48V109L50 110V106H49V105H51V110H50L51 112L48 110V112H50V113H47L50 117L47 116V117H49V118H45V119H44V123L46 122L45 125L48 124V128H47V126L44 125L45 128L48 129L47 132L44 130V132L46 133L45 135H47V136L49 137V134H51V133H50V130L52 131V129H50L51 126H52L51 124H54V123H55V121L57 120L56 117H57V118L59 117V115H56V114H60V110H61L64 106H66V108H67V107L69 108V106H70L69 110H70V109H71V110H70V111L67 110V115H68V113H69L70 116H71V114H74V115H73V120H76V121H73V120L71 119L72 116H71V117H70L69 115H68V116L70 117L71 121H73L72 123H74V124H75V122L77 123V124H75V125H77V126L79 125L78 122H79V120L81 119V117H82L83 121L85 122L84 125L86 126V125L88 124V123H86V121L89 119V116H90L91 114H93L92 112H93V110H94V111H95V112H94V113H95V118H94V114H93L92 117H93L94 119H93V120H92V119H89L87 122H89L90 120H92V122H94L93 124H95L96 126H92L93 124H92L91 122H89V123H91L92 125H90V126H86V127H89V128H91V129L89 130V128L85 129V128L83 127V128L85 129V130H83L84 133H85V135L82 134L83 131L81 132V135H83V137H82V138H83L82 141H83V142H84V141H89L90 139H89V140H85V136L87 135V136H86V139H87L88 134H89V133L87 134V132L90 131V134H91V130L95 127V128H94L95 130L93 129V130H94L93 133H95V134H93V133L91 134V135L94 136V137L91 139L92 141L90 140L89 142H87V143H89V144L91 143V145L88 144V146H90V148H88V150L91 149V152H89L90 150L88 151L87 148H86V149L84 148V147L86 146V145H85L86 142H85V143H83V142H82V143H81V142L79 143L78 141H76V142L79 143V145H77V147L74 145V146L77 148V149H74V150H73L75 153H76V151H81V150L83 151V150H85L86 152H83V155H84V153H87V154L90 153V155H91V156H90V155L85 154V155L88 156V157H87V160H88V161H90V159H91V161H90L89 163H86V164L84 165L85 167L82 166L84 169L86 168L85 173L82 171L83 168L81 167V165H82V163H83L82 161H84V159H85V158H83L84 156L82 155V158H81L82 161H81V160H78V158H77L76 163L74 162L75 164L78 163V164L76 165V167L79 165L80 169L82 168L81 171H82L83 174H81V175L84 177V178H83V177L81 176L82 178H79L78 181H77L78 178L75 179V180L77 181V183H76L75 185H78V184L80 183V180H81V182H83L82 180L84 179V182H83L84 184L80 183V186H81L82 188H84L85 185L87 186V185L92 181L93 176H94V178H95V176H96V179H97V177H98L97 174H99V175L101 174V175H102V176L100 175L101 178H102V179H101V178H100V179L103 181V179H105V178H103V177H104V176L106 177L105 174H106L107 172H108L107 177H106L107 179L104 180V181H105V184L108 185V183H110V182H107V183H106V181H109V180L112 178V176H113V177L116 176V175H114V172H118V173L120 174V171H119L120 168L118 167V168L116 169L115 166H114V164H115L116 167H117V166H121V165H123L124 162L126 163L127 161H128V162H131V161L133 162V161H135V162H133V164H132V162H131L132 165H129V167L132 168L131 166L134 165L133 167H134V170H135V171H140L141 174H144L143 171L141 172V170H139V169L137 170V168H139L140 165L142 164V160L140 159V158L143 159L142 155L145 156V157H147V155L151 152V151L149 152V150L152 149V148H150V149H148V148H149L150 146L153 147V144L151 145V144L149 143L150 140H151V137H153V135H152V134H153V131H152L153 129L150 127L151 124H150V125H147V123H149V121L151 120V119H149V115H148V114H149V112L152 111V109L149 108L150 111L148 112L149 109H147V108L149 107V105H150V107L152 106V105L150 104V102H151V100H152L153 97H149V98L151 99L150 102L147 101V100H145L146 97L148 98V96H151V95H152V94H151L152 92L150 93L151 95H148L147 93H145V91L148 92V91H147L148 88H146V89L143 88V89H144V93H145V94H143V96L140 95V94H142V93H139V92H141V91L143 92V90L140 89L139 92H138L137 90L139 89L138 86L141 85V84L143 83L142 80L144 81V79H146V77H148V75H149V77H150V78L148 77L150 83H149L148 80H146L145 82L148 81L147 83L150 84L151 89H154V88H155V87H154V86H155L154 84H157V82H158L159 71H162V72H163V70H166V69H167V68H166V63L163 62L164 64L162 63V65H163V66H162L160 61H159V63L156 62V60L158 61L159 58H155V59H154L155 61H152V59H151V60H148V59H147V58H149V57H148L149 55H145V54H147V53L150 54V53H149V50L152 49V47H151L152 44L155 43V41H157V40L160 39V37H159V36H160L159 33H158V34L156 33V34L158 35V36H156L157 38L154 36V35H155L154 32H152V33H154L153 35H150V34H149V35H147V34L145 35V33H151V31H153V29H157V28H152V26L155 25L156 22H154V24H151V23H153V21H155L157 18H154V20H153L152 18H153V16L156 17V14H157V13H159V12H160V13L163 12V8H162V9H159V8H158V7H159V5L157 6V4H158V0L153 1L154 3H156V7L158 8V10H160L159 12H157V11L155 10L157 13H156L155 11H152V9L155 8V4L152 2V0H147V1H146V0H132L131 3H130V0H115V2H114V0H104V3H105L104 5H105L106 7L102 6V8H103V11H104V12H105V10H106L107 12H105L104 15H103L102 17H101V15L99 14L98 16H100L101 18H100V17H97L98 20L96 19V20H97V22H96V20L93 21L92 18L90 19L88 13H91V12H87V11H89V10H87L88 7L86 8V6H87L86 4L88 3V2H87L88 0H87V1H86V0H83L84 2H83L82 0H80V1L78 0V1H79V2L77 1L78 4H79V5H78V6H79V7H78V12L81 11L82 9L84 10V7H85V9L87 10L86 12H87V14H88V18L90 19V21L92 20V22H91V23H88L89 20H88V22H86V20H87V16L84 17V14L86 13L85 10H84L85 13H84L82 16H81V13L83 12V10H82L80 13H78L77 10H75V11H76V12H75V17L78 18V19H76V18H75V19H76L77 21H79L80 17H82V18H81L82 21L84 20L85 23H86V25H85V23H83L84 25L82 26V28L85 27V26H86V27L84 28L85 30L82 29V28L80 27V28H81L80 31H82L83 33L85 32V33L82 35V37H81V41H82V40H84V41L79 42L77 45H73V44H76V43H77V42H76V43H75V42H72L74 39L78 38V39L80 40V34H81V32H80V34H79V32H78L79 35L76 34V35H78V36L76 37L74 30L71 31V34L68 33V34H69L68 36H66V35H67V32H66V31L69 32V31L71 30V28H72V29H73V28L75 29V27H76L77 25H78V26H81V25H79V23H78L76 20L73 21L74 24H72V22H71V23L69 22L70 25L72 24V25H71V28L68 27V26H66V25H68V24L64 25V27L62 28L63 30H61V32H63V31H65V32L62 33V34H61V32H59L60 35H58L59 33L56 32V31L54 30V24L56 23L55 21L57 20L58 23H60V22L63 21L62 24H65V23L67 22V21L65 22V19H66V14H68V13L65 14L64 11L66 10V8H67L69 5L66 6V3H65L64 6H66V8L63 9L62 7H64V6H63V4L61 3L60 0H57V1L54 0V2L56 1V2H55V5H54L53 0H50ZM58 1H60V3H61L62 5H61L60 3H57ZM172 1H174V2H172ZM172 1H171V3H173V4L176 2V0H172ZM188 1H189V0H185L184 3L186 4ZM192 1H193V0H191V2H192ZM201 1H204V0H200V1H199V0H194V1H193L194 3L192 2V3H193V6H192V3H190V1H189L188 3H190V4H189L190 7H189L188 5H186L187 7H189V8L187 9V12L189 11V15H186V14H188V13L185 12V15H184V16H183L182 14L179 13V11H180L181 8H179L180 6L178 5V2H176V3H177V5H178L179 10H177V8L175 7V4H176V3L174 4V7H172L173 4H170V3H169V6H167V7L164 8L165 11H167V9L170 11L169 14L172 12L171 14H173V16L176 17V15H177V18L174 17L175 19L173 18V16H172L171 14L169 15L170 17L172 16V18L174 19V21H173L172 18H171V19H172L173 22H175V23H173V26H175V30H173V33H172V34H173V37H174V38L176 37V38L178 39V41H180V39H181V40H182L181 43H183V41H184V43L182 44V45H184V47L182 46V47H183V50H184V49L186 50V48H187L188 46L190 47L189 44H191V45L193 46L195 43L200 44V43H202L203 41H205V40H203V38H202V37H204V35H202V34H203V33L206 34V31H205L204 29L207 28L208 26L210 27L211 25H208L209 23H208V24H205V25H203V24H204L205 21H207L206 19L209 20V19H211V17H213V16H211V17H208V16H207V12H206L207 10H210V11H208V12H211V13L209 14V16H210V15H215V14H216L215 17H213V18L211 19V21H214V20H213L214 18H215L216 20H219V21H220V19L222 18L221 21H220V23H221V22H222L221 24L225 23V24H223V26H221L220 23H216V22L214 21V22H215V24H214V23L212 22V23H213L212 26H215L216 24H220V25H218V26L216 25V26H217V27H220V26H221V29L216 27V28L214 29V32H215V33H214V32H212V31H213V27H210V28H212V29L207 28L206 30H212V31H210V32H212V33H210L209 31H207V32L209 33V34L207 33V34L209 35L208 37H207V35L205 36V37L207 38V39H206V40H207V44L203 46V43H204V42H203L201 45L196 44V45H194V46L192 47V49H193L195 46H197V47L194 48V49H197V52H198V53H197L196 50H194V49H193V50L191 49V51L196 52V54H199L200 56L202 55L201 58L203 57L204 59H203V58L201 59L198 55H196V54L193 53V52H192L193 55H192V54H189L188 52H190V51H188V52L186 51V52L189 54V57H187L188 54L186 55V54H185L186 52H184L183 50H182V52H181V53H182L181 55H180V53H176V55H174V56H176L175 58H176L178 61H179L178 58H179L180 56H181V57H180V60L183 61V62H185L186 59H187V61H188V63H190V65H194L195 63H197V65H198V63H199L200 60H201V62L199 63V66H201L200 64H203V68H204V67L206 68V69H205V68L202 69L201 72H200V71H199V70H200L199 68H202V66H201V67L197 66L198 68L195 69V70H197V73H196L195 70H194L195 72H190V74L184 73V74H187V75H189V76H188V78H187V75H186V77L181 78V79H182V80H185L183 83H184L185 86H187V88H188L187 90H189V88H190L191 86L193 87V86L196 84V82H198V84L200 85V80H201V79H200V80H197V78H199L200 75H202L201 78H202L203 81H204V79H205L206 82H205V81L203 82V81L201 80V81L203 82V84L205 83L204 85L199 86L198 84H196V85L194 86V90H195V92H196V96H195V94H194V98H193V99H195V98L197 97V95H198L197 92H198V93L201 92V91H198V89H199V90H205V88L207 87V90H208V88H209V90L211 91V87H209V86L211 85L210 82H212V85H213L212 87L214 88V86H215L214 84L219 83V81H221V80H219V81L217 82V79H218V78H216V75H215L214 73H212V72H215V71H216V73H217V75H218V72H217L218 70H216L218 64H217L216 67H215V64H213V62H214L216 59L219 60V55H220V52H221V51H222L223 53H225V54H222V55H224L223 57H221V55H220V57L222 58V61H224V63L221 62V63L223 64V66H226V67H227V65H225V64L228 63V65H230L229 63H231V65L228 66L227 68L224 67V68H226V69H224V74H222L223 72H221V70H222L223 68L220 67V66L218 67V68H222V69L219 71V73H221V74L223 75V76L221 77V74H220V77H219V78H221L222 80L225 79V80H224L225 82H226V80L228 81V79H226L225 77H226L227 75L230 77V76L232 75V72H234L233 69L236 68V67L233 66L232 61L234 60L235 63L239 62V63H238L239 66L237 67V70H236V72H237V71H238V72H237V73L235 72V73H236V77H231L232 79L229 78V80H231V81H230V82H227V84H225V82H224V83H222V84L220 83L221 86H220L219 84H218L219 86L216 85V86H217V91H218V88H219V87H222V86H224V85H225V86H226V85L229 86V84L232 85V84H234V83H236V84L238 85V83H239V85L236 86V87H237V89H236L237 92H236L235 89H234V91H235L236 93H235V92H234V93H233V92L231 93V91H233L232 88H231V87L233 86V85H232V86L229 87L228 89L223 87V88H222V91H223V92H221L220 94L218 93L219 96H218V94L215 95V96L218 97V99L220 98V99H219L220 101H222L221 98H222L225 94L227 95V92H229V94H231L230 97H229V98H230V99H229V100H230L229 103H231V104L233 103V99H234L236 96H239V94L242 95V96L239 97L240 99H239L238 97H236V98L234 99V103H239V101L243 99L242 101H240V102H241V105H242V103H243L242 106L239 105V106L237 107L235 104H232L233 106H236L237 109H238V108L240 109L239 111H234V109L236 110V107L233 108V111H232V112H235L234 115L238 112V114H236V118H234L233 115H230L231 117L233 116V117L230 119V118H228V117H230V116H227V115H226L227 118H228V119H227L228 122H229L230 120H231V122H232V119H233V122H234V123H231V124H229V125L237 124V125H235L234 127H233V126H230V128L233 127V128L231 129L232 132H233L234 129H236V131L233 132V139H234V137H235L236 141H238L237 144H239V145H237V144L235 143V145H237L238 148H237V146H235V145H234V147H233V148H235V151H237L236 149H238L237 152H238V154H239V155H238V156H239V157H238V163H237L238 166L236 165V167H235L233 170H235L236 168H238L239 170H238V169L235 170L237 173L234 171V174H233L232 172H231V174H229V175H233V176H234L233 178L230 176V177L232 178V180L230 179V180L232 181V182H231L232 184H229V188H230V190H231V188H233V187H231V186H235L234 184H235L236 182H237V185H239L240 183L243 184V183H242V180H243L244 178H245L246 180H247V179L249 180L250 177H251V179H252V176H253V179L255 178L254 180H255L256 183L259 184V182H260V180H261L260 185H261V184L264 185V173H263V172H264V169L261 168L262 166H264V162H263L264 160H262V159H264V158H263V155L261 154L262 157L260 156V157H257V158L254 156L255 154H256V156H257V154H258L257 151H261V152H263V154H264V145H263V144H264V133H262V132H264V130H262V129L260 128V126H261L260 123L258 124L257 128H256V125H255V129H258V130L261 129V131H260L261 133H260V132L256 133V130H255L256 136H254V137H256L257 139L255 138L256 140H253L252 143H250L251 140L248 141L249 138L252 137V134L250 133V134H251L250 137L247 135V134H249V132H251V129H247V128H251L252 124L255 123V122L259 119V117H263L262 114H264V113H263V112H264V107H263V105H262V106L260 105L261 107L258 106V107H259V110H261L262 113H261L260 111H258V109L255 108V110H257L258 113L261 114L260 116H258L259 114H257V111H255V110H254V111H251V109H252V107H253V104H252V105H251V104H248V102H252V100H251V101L249 100V98H250V94L252 93V94H251L252 96H253V94H255V95H260V92L262 93L263 88H264V87H263L264 85L259 84L258 82L255 83L254 85H252L253 82H254V81L256 82V80L259 79V78H262L261 80L264 81V78H263L264 73L262 74V72H264V71H263V70L260 71V72H259V71H257V72L255 71V70H261V69L263 68V67L261 68V66H259V65H260L259 63H261L262 60H263L262 63H264V56H263L261 59L259 58L260 56H259V57H258L257 55L255 56V53H257V52L259 53V51H261V50L258 48V45H257V44L255 43V41H254V40H256V42H257V40L259 39V38H258V39H255V38H254V36L256 37V35H257V33L254 31V30H255V27H256V26H257L258 28H259V27H264V25H263V24H264V19H263V18H264V15H263V16H258V14H260V12H261L260 15L264 14V11L262 12V7H264V6H263V4H260V3L262 2V1L259 2L260 0H257V1H256V0H240V1H239V0H230L229 2H225V1H228V0H221V3H220V0H217V1H216V0H215V1L212 0V1H214V2H211V0H210L211 4H209V5H211V6L207 5L209 2L205 3L206 5H204V2H203V5H202V4H201V3H202ZM232 1H233V3H232ZM236 1H239V3L237 2V5H239V6H238V7H239L238 9H237V6H236V4H235ZM85 2H86V3H85ZM125 2H127V3H125ZM197 2L200 3L201 5H200V4H196ZM215 2H216V5L213 4V3H215ZM224 2H225L227 5L224 4ZM245 2H246V3H245ZM41 3H42V4H41ZM83 3H84V4H83ZM124 3H125V4H124ZM188 3H187V4H188ZM219 3H220V4H219ZM57 4H58V5H57ZM89 4L91 5L92 3H89ZM120 4H121V5H120ZM126 4H127L128 6H127ZM129 4L132 5V7H134L135 10L132 9V7H130ZM152 4H153L154 6H153ZM212 4H213L216 8H215ZM228 4H229V5H228ZM233 4H235V6H234ZM245 4H246V5H245ZM38 5H39V6H38ZM40 5H41V6H40ZM56 5L58 6V8L55 7ZM84 5H86V6H84ZM90 5H89V6H90ZM118 5H119V6H118ZM122 5H125V6H127L128 8L130 7V10H131V9L134 10V11H133L134 13H132V12L129 10V12H131V13L133 14V17H134V14H137V15H135L136 18H134V20H135V19L137 20V18H138L139 21H138V20H137V21L140 23V29L142 28L141 31H140V29H139V30L136 29V28H139V25H138L139 23H138L137 21H136V22L134 21L136 27L131 28V27L134 25V23H133V19H130V18H132V17H131L132 15H131V13H130V14L126 13V12H128V11L123 12V11H122V8H123V7H121ZM146 5H147L148 8H146ZM149 5L152 6V9L150 8ZM177 5H176V6H177ZM195 5H196L197 7H196ZM260 5H261V6H260ZM36 6H38V8H36ZM50 6H51V7H50ZM91 6H92V5H91ZM91 6H90V8H91ZM206 6H207V7H211V8H208V9H207ZM218 6H219V7H218ZM220 6H221V7H220ZM226 6H227V7H226ZM245 6H246V7H245ZM43 7H45V5H44ZM127 7H126V8H127ZM161 7H162V5H161ZM161 7H160V8H161ZM191 7H192V8H191ZM193 7H194V8H193ZM198 7L201 8V9H200L201 11L196 10ZM212 7H214V8H213L214 10L212 9ZM259 7L261 8V9H260V12H259V10H258ZM35 8H36V9H35ZM59 8H62V9H59ZM90 8H89V9H90ZM149 8H150L151 10H150ZM173 8H174V12H175V8H176V10H177V11H176V15L173 13ZM205 8H206V9H205ZM217 8H218V9L220 10V12H221V13L219 14V11L217 10V11H218V14L220 15V18H219V15L216 13V12H217V11H216ZM39 9H40V10H39ZM123 9L125 10V8H123ZM144 9H145V10H144ZM171 9H172V11H171ZM225 9H226V10H225ZM242 9H243V12H242ZM58 10H59V11H58ZM60 10H62V11H60ZM90 10H91V9H90ZM142 10H143V11H142ZM191 10H192V11H191ZM193 10H194V11L196 10L195 12H196V13H199V16H200V20H201V21H202V19H203L202 17H204V15L206 16V19H205V20L203 19L202 22H200V20H199V22H198L197 20L199 19V18H198L199 16H197V14H196L197 17H194L195 12H194ZM203 10H206V11H205V12H206L205 14H202V11H203ZM211 10H213V11H215V12H213V14H212V11H211ZM223 10H224V11H223ZM237 10H239V11L241 10L239 13L242 12V14L240 15V14L237 12ZM17 11H18V10H17ZM17 11H16V13L18 14ZM51 11H52V12H51ZM148 11H150V12H148ZM165 11H164V12H165ZM198 11H199V12H198ZM245 11H246V13H245ZM14 12H15V11H14ZM42 12H44V10H43ZM42 12H40V13H42ZM60 12H61V14L59 15ZM62 12H63L64 14H62ZM66 12H67V11H66ZM152 12L155 13V14H153ZM177 12H178V13H177ZM193 12H194V13H193ZM224 12H227V13H228V12H230V13L232 12L233 15H232V17H231L230 13H228V14H224ZM236 12H237V13H236ZM37 13H39V12H37ZM51 13H53V14H51ZM55 13H56V14H55ZM98 13H100V11H98ZM123 13H124V14H123ZM125 13H126V14H125ZM166 13H168V11L165 12V13H163V14H159V15H160V16H161V15L164 16V14L166 15ZM200 13H201L203 16H202ZM203 13H204V12H203ZM214 13H215V14H214ZM42 14H44V13H42ZM127 14L130 15V16H128ZM151 14H153L152 18H151ZM235 14H238V17H239V16H240V17L242 16L241 19H238L237 15H236L237 18H236V17L233 18ZM35 15H36V13H35ZM61 15H62V16H61ZM79 15H80V17H78ZM85 15H86V14H85ZM91 15H92V13H91ZM124 15H127V16H125V18H124ZM157 15H158V14H157ZM181 15H182V17H180ZM190 15H191V16H190ZM221 15H222V16H221ZM224 15H226V18L224 17ZM256 15L258 16L257 18L262 17V20H261V21L263 22V23H262L263 26H260L261 24H259V23L257 24V22H256L257 18H255ZM36 16H37V17H40V18L42 19V15H39V14H38V15H36ZM63 16H64L65 18H64ZM109 16H110V17H109ZM121 16H122V17H121ZM185 16H187V18H188L187 20L185 19ZM245 16H246V17H245ZM43 17H44V16H43ZM61 17H63L64 19L61 18ZM67 17H68V15H67ZM83 17H84V19H83ZM103 17H104V18H103ZM179 17L182 18V19H181V22L177 24L178 26H179V24H180V26H182L181 23H184L185 26L188 24L186 27L183 25V26L181 27V30H180V26L178 27L177 25H175V24L177 23L176 21H180ZM183 17H184V19H183ZM207 17H208V18H207ZM223 17H224V19H223ZM230 17L233 18V21H235V22L237 21V22H236L237 24H236L235 22H231V21H230L231 19H229ZM240 17H239V18H240ZM40 18H38V19H40ZM45 18H46V17H45ZM47 18H46V19H47ZM53 18H54L55 21L53 20ZM59 18H61V20H60ZM85 18H86V20H85ZM115 18H117V19H115ZM127 18H128V19H127ZM145 18H146V19H145ZM194 18H197V20L194 19ZM16 19L19 20L20 22L15 20V23L17 22V23L15 24L14 21H13V23L15 24V25L13 26V28H15V26H17V25L19 24L15 29L20 28L19 26L23 25V23H21V22H23V20H21L20 18H19V19L16 18ZM43 19H44V18H43ZM58 19L60 20V22L58 21ZM62 19H63V20H62ZM67 19H68V18H67ZM67 19H66V20H67ZM149 19H150V20H149ZM225 19H227L228 21L226 20V21H227V22H226ZM237 19H238V20H237ZM244 19H245V20H244ZM259 19H261V18H259ZM104 20H105V21H104ZM116 20H117V21H116ZM182 20H186V22H184V21L182 22ZM194 20H196V22L198 23V24H197L198 27L201 29V30L198 29V30H200L199 34L202 36V37L200 36L201 39H200L199 37H196V38H199L198 40L196 39L198 42H197L196 40L194 41L193 39H194L195 37L192 36V32H193V34H194V32H196L195 29L198 28V27H196L195 25H193V24H196V22H195ZM250 20H252V21H250ZM253 20H255V22H256L257 25L255 24V22H254ZM40 21H41V20H40ZM40 21H39V22H40ZM82 21L80 20L81 23H82ZM84 21H83V22H84ZM98 21H99V22H98ZM106 21H109V22H111V23L106 22ZM125 21H126V22H125ZM127 21H128V22H127ZM142 21H144L145 26H142L143 24L141 25V22H142ZM145 21H146V22H145ZM150 21H151V23H149ZM245 21H246V22H245ZM258 21H259V20H258ZM261 21H259V22L261 23ZM43 22L47 23V21L42 20V23H43ZM53 22H54V23H53ZM101 22H102V23H101ZM118 22H119V23H118ZM124 22H125V24H126V27H128L127 29H129V28H131V29H133V30H134V28L136 29V33H135V30H134V31H133V30H130V31H133V32L135 33V35L138 34L137 37H139V38H136V36L132 37V36H131L132 33H130V36H131V37H128V38H129L128 43H127V42L124 43V45L122 46V49H123L124 51H127V52H125V54H126V53L129 54L130 51L132 52L133 50H134V51L132 52L133 55H135V53H137V52H138V53H141V54H140V55H142L141 57L138 55V53L135 55V56H137V58H136V57H135V58L138 59V60L141 59V58L143 57V59H142L143 65H142V63H141L142 66L137 62L138 60H136L133 56H132V57H133L134 59L132 58V60H133L135 63L137 62L138 65H136L135 63H134L135 66L132 65L133 63H130L131 65H130L129 63L127 64L126 59H130L131 57L128 56V55H125L124 53H123V55H125V56H121V57H124V58L126 57V59H123V58L120 57V58H121V62H122V59H123V63H124L123 65H125V66H124L125 69H124V71H123L124 76H125V79L123 80V83H121V84H119V85H121L123 89H126V88L129 89L130 87H132V88L130 89L132 92H133V89L135 90L133 93H131L130 90H128V89H126V91L123 90L124 93H126V94H124L123 91H122V89L119 88V87H121V86H119V85L114 86V89H113V87H111V86L113 85L112 83H114V82H113L114 80H113L112 78L110 79V77H112V76L110 75V74H112V73H110V72H112V69L114 68V65H115V63H113V62L116 61V59H117V56L113 55V49H114V47H113L112 44H110V41H111V43H113L112 41H113V34H114V32L117 31V30H119L120 27L122 26V24H123ZM190 22H192V24H191ZM193 22H195V23H193ZM208 22H210V21H208ZM217 22H218V21H217ZM247 22L250 23V27H249V25H248L249 23H247ZM40 23H41V22H40ZM40 23H39V24H40ZM42 23H41V24H42ZM77 23H78V24H77ZM81 23H80V24H81ZM87 23H88V25H87ZM92 23H93V24L95 23V24L93 25ZM98 23H99V24H98ZM100 23H101V24H100ZM104 23H105L107 26L109 25V27H106ZM107 23H108V24H107ZM115 23H116V24H115ZM127 23H128L129 25H128ZM206 23H207V22H206ZM210 23H211V22H210ZM212 23H211V24H212ZM245 23H246V24H245ZM89 24H91L90 27H89ZM96 24H97V25H96ZM199 24H201V25L199 26ZM235 24H236V25H235ZM244 24H245V25H244ZM51 25H52V27H51ZM73 25H74V26L76 25V26L74 27ZM115 25H116V26H115ZM130 25H131V26H130ZM137 25H138V26H137ZM157 25H158V23H157ZM191 25H192V26H191ZM202 25H203V26H202ZM247 25H248V28H249V29L247 28ZM253 25H256V26L253 27ZM78 26H77V27H78ZM98 26L100 27L99 30H98V28H99ZM103 26H105V27H103ZM113 26H114V27H113ZM155 26H156V25H155ZM155 26H154V27H155ZM176 26H177V30H179L180 33L176 30ZM204 26H206V27H204ZM66 27H67V29H66ZM91 27H93V29H92ZM96 27H97V29H96ZM102 27H103V28H102ZM143 27H144V28H143ZM148 27H149V28H148ZM183 27L187 28L186 31H187V30H190V31H189V36L191 35V37H194V38H192V40H193L194 42H193L192 40H191V43H190V42H187V40H188L190 37L185 41V36L188 35V32H186V31L184 30L185 28L183 29ZM203 27H204V29H203ZM29 28H30V26L27 27L28 30H30ZM89 28H91V30H90ZM109 28H110V31H109ZM111 28H112V29H111ZM145 28L147 29V31H148L150 28H152V29H151L150 32H149V31L146 32V29H145ZM191 28H192V30H194V31L191 32ZM193 28H195V29H193ZM232 28H233V29H232ZM244 28H245V29H244ZM27 29H26V30H27ZM64 29H66V30H64ZM69 29H70V30H69ZM78 29H79V28H78ZM78 29H76V32H77ZM104 29H107V33L105 32L106 30H104ZM173 29H174V27H173ZM182 29H183V30H182ZM217 29H218V32H220V33H217ZM219 29H220V30H219ZM252 29H253V30H252ZM261 29H262L263 32H264V29H263V28H260V31H261ZM19 30H20V32L17 33V31H19ZM22 30H23V28H22V26H21V28L18 29L17 31H13V32H14V35H15L16 33H17V35H18L19 33H22ZM28 30H27V31H28ZM51 30L53 31L54 36H53V37H50V38H47V37H49V34H52V32L49 33V31H51ZM94 30H96V31L98 30V31H97L98 34H97V33H96V34L99 36V38H97L96 36H93V35H92V34H95V33H93ZM198 30H197V31H198ZM202 30H203V31H202ZM233 30H234V31H233ZM27 31H26V35H25V37H23V39H22L23 41L26 42V45H28V44H27V39H26V37L28 38V34H29L30 32L32 33V31H29V32H27ZM44 31H46V33H43ZM90 31H92V32H90ZM99 31H100V32H99ZM102 31H103V32H102ZM142 31L145 32L143 35H142V33H143ZM174 31H175V34H174ZM176 31H177V32H176ZM204 31H205V32H204ZM230 31H231V32H230ZM256 31H257V30H256ZM140 32H142V33H140ZM185 32H186L187 34H186ZM250 32H251V33H250ZM252 32H253V33H252ZM263 32L261 31V33H263ZM31 33H30V35H29V36H31L30 38H32V34H31ZM47 33H49V34H47ZM89 33H90L91 35H90ZM168 33H169L168 29L165 30V31L162 33L163 37L167 38L168 36H166V35H167ZM184 33H185L186 35L183 36ZM237 33H238V34H237ZM243 33H244V35H243ZM245 33H246V34H245ZM249 33H250V34H249ZM255 33H256V34H255ZM85 34H86L87 36H86ZM96 34H95V35H96ZM103 34H104L105 36H104ZM139 34H140L141 36H140ZM181 34H182V35H181ZM195 34H198V32L195 33ZM199 34H198V35H199ZM211 34H212V35H211ZM214 34H216L215 38H214ZM217 34L220 36V38H219V36H218ZM248 34H249V35H248ZM263 34H264V33H263ZM263 34H261V35L263 36L262 39H264V35H263ZM17 35H15V36L17 37ZM46 35H48V36H46ZM55 35H57V36H55ZM84 35H85V37H84ZM111 35H112V36H111ZM127 35H129V34H127ZM132 35H134V34H132ZM229 35H230V36H229ZM241 35H242V36H241ZM250 35H251V36H250ZM261 35H260V36H261ZM51 36H52V35H51ZM90 36H91V37L93 36V37H92V38H93L92 41H91V40L89 41V39L91 38ZM151 36H152V38L155 37L156 40H155V38H153L154 41H151V40H150ZM210 36H213V38H212V37L209 38ZM217 36H218V37H217ZM232 36H233L235 39L237 38L235 41H236V42L238 41V42H237V43L235 42V44L237 45V47H238V45H239V49H238V48H237V49L240 50V51H238V52H236V51H237V49L235 48L236 45L233 46V49L235 50V52H234V50H233L232 48H231V49H232L233 51L228 50V49H229L228 46L230 45V46L232 47V45H233V43H230V37L232 38ZM75 37H76V38H75ZM183 37H184V38H183ZM187 37H188V36H187ZM187 37H186V38H187ZM30 38H29V39H30ZM51 38H52V39H51ZM66 38H67V39H66ZM83 38H84V39H83ZM110 38H111V39H110ZM128 38H127V39H128ZM132 38H136V39H138V40L133 39V40H136L135 44H132V42H134V41L130 40V39H132ZM174 38H172V39H174ZM208 38H209V41H208ZM260 38H261V37H260ZM17 39H18V37L14 39V40H15L14 43L17 41ZM47 39H49V40H47ZM50 39H51L52 42L50 41ZM61 39H62V40H61ZM96 39H97V40H96ZM183 39H184V40H183ZM190 39H191V38H190ZM212 39H213V40H212ZM214 39H216V40H214ZM217 39H219V41H221V42H219V41L217 42ZM22 40H21V41H22ZM30 40H31V39H30ZM30 40H29V44H30V45H28L29 47L31 46V44L33 45V43L35 44V46H37V47L39 46V45H38V44H39V43H38L39 40L36 42V40L33 39V40H34V41L32 40L33 43L30 42ZM66 40H67V41H66ZM94 40H95V41H94ZM148 40H149V43H148V45H147ZM199 40H201V41L199 42ZM228 40H229V42H228ZM233 40H234V39H233ZM252 40H253L254 42H253ZM44 41H48V42L50 41V42H51V45H49L50 42L48 43V42H44ZM74 41H77V39L74 40ZM129 41H130L131 43H130ZM188 41H190V40H188ZM215 41H216L217 43H219V44L217 45ZM68 42H70V43H68ZM83 42H84V43H83ZM186 42L189 43V44L186 45V47H185ZM213 42L215 43V45H217V46H214L215 48H217L219 45H221L220 50L217 49V50L215 51V54H211V53H214V51H213V52L210 51V56H211V55H214L215 57L213 56V58L211 59L212 56H211V57H210V56L208 57V55H205L206 58H208V61H206V60H205L206 58H205V56H203L204 54H203L202 52H206V51L208 52L209 49L212 50V49H211V48H212L211 43L213 44ZM252 42L255 43L256 48H254L255 46H252V47H253V49H252V47H251ZM16 43H17V42H16ZM44 43H45V44H44ZM80 43H82V44H81V45H82V46H81L82 48L85 47V49H82V51H84V52H82V53L84 54V57H85V52H86V50L88 51V53L86 52L88 56H89V53H90L91 49H92V50L94 49L93 51H95V52H92V51H91L93 57H91V55H90V59L88 58V60H87L88 62H91V61H89V60H91L92 58H94V59L96 60V62H97V61L99 62V59H100L99 64H97V63L94 61L97 65H96V64L93 62V60H92V62L95 64V66H94L92 63H90V64H92L94 67L92 66V70H91V71L88 70V71H90V72L87 71V73H88V77H87V80H84V81L82 80V78H83L82 75L86 77L87 74H85L84 70H85V68H87V66H88L89 64H87V66H80V68L82 67L81 69H80V68H77V73H76V74H75L76 69L74 70L75 72L72 71V69L75 68L74 66H75V64H76V60H75L76 57L74 58V56H75L74 54H75L76 52L73 53L74 50H72V49H74V48H73L74 46H75V48H76L77 46H79ZM96 43H97V44H96ZM98 43H99V44H98ZM129 43H130L132 46H126V47H125V45H128ZM136 43H137V44H136ZM193 43H194V44H193ZM223 43H224V44H223ZM228 43H229V45H228ZM244 43H245V44H244ZM247 43H248V44H247ZM250 43H251V45H250ZM46 44H47V45H46ZM94 44H95V45H94ZM101 44H102V45H101ZM130 44H129V45H130ZM13 45L16 46V44H13ZM41 45H40V46H41ZM63 45H64V46H63ZM83 45H84V46H83ZM133 45H134V46H133ZM143 45H145V46H144L145 49L143 48ZM146 45H147V46H146ZM153 45H154V44H153ZM223 45H224V46H223ZM253 45H254V44H253ZM45 46H46V47H45ZM47 46H48V47H47ZM65 46H66L67 48H66ZM95 46H96V48H95ZM222 46H223V47H222ZM44 47H45V48H44ZM107 47H110V48H107ZM189 47L187 48L188 50H190ZM65 48H66V49H65ZM132 48H133V49H132ZM141 48H142V52H139V51L141 50ZM190 48H191V47H190ZM199 48H201V49H199ZM218 48H219V47H218ZM243 48H244V49H243ZM106 49H107L108 51H105ZM109 49H110V50H109ZM130 49H132V50H130ZM251 49L253 50V52H254V50L256 51V52L253 53V55H251L252 53L250 54V52H252ZM38 50H39V48H38ZM75 50H76V49H75ZM89 50H90V51H89ZM128 50H129V51H128ZM136 50H138V51H136ZM202 50H204V51H202ZM205 50H206V51H205ZM214 50H215V49H214ZM226 50H227V51H226ZM257 50H258V51H257ZM263 50H264V48H263ZM263 50H262V51H263ZM147 51H148V52H147ZM151 51H152V50H150V52H151ZM217 51H218V54L216 55ZM243 51H244V52H243ZM48 52H49V53H48ZM64 52H65V53H64ZM70 52H71V53H70ZM104 52H105V53L108 52L107 54H109V56H108V58H107L106 60H105V59H102V60H101V58H104V57H102V56H105V54H103ZM207 52H206L205 54H208ZM222 52H221V53H222ZM232 52H234V53H238V54H235V55L233 54V55H232ZM93 53H95V55H94ZM142 53H143V54H142ZM258 53H257V54H258ZM72 54H73V55H72ZM90 54H91V53H90ZM194 54L197 56V58H198V62H195L196 59H194V60L192 61L193 57L195 56ZM259 54H264V51H263V52H260ZM259 54H258V55H259ZM70 55H71V56H70ZM112 55L115 56L114 59H112V58H113ZM129 55H131V54H129ZM144 55H145V56H144ZM227 55H228L229 57H228ZM239 55H241V56L243 55V56H242L243 59H242V57H240V58H236V56L238 57ZM88 56H86V57H88ZM190 56H191V57H190ZM233 56H235V58H236L237 60L233 59ZM251 56H252L253 58H252ZM86 57H85V59H87ZM106 57H107V56H106ZM106 57H105V58H106ZM139 57H140V58H139ZM217 57H218V58H217ZM226 57H227V58H226ZM231 57H232V58H231ZM248 57H249V58H248ZM254 57H255V60H254ZM256 57H257V59H256ZM46 58H47V59H46ZM195 58H196V57H195ZM209 58L211 59V61H210ZM221 58H220V59H221ZM230 58H231V59H230ZM60 59H61V60H60ZM145 59H147V60H145ZM182 59H183V60H182ZM189 59H190V60H189ZM226 59H227V60H226ZM228 59H230V61H229ZM240 59H241L242 61H241ZM46 60H47V61H46ZM69 60H70V61H69ZM109 60H112V64H111L112 66L110 65L111 62H110ZM130 60H131V59H130ZM143 60H144V61H147V62H148V61H151V62H152V65H154L155 62H156V64H159V66L156 65V67L158 66V69H159V70L156 69V67H154V71H155V72H154V75H156V76L153 75L152 68H151V71H150V67H149V68H148V66H145V67H144V65H145L144 63H146V62H144ZM202 60L208 62L209 64L206 65V63H205V65H204V63H202V62H203ZM238 60H239V61H238ZM67 61H68V62H67ZM71 61H72V62H75V64H74V63H71ZM102 61H106L105 63H106L107 65L110 66V67L107 66V68H109L107 71H105L106 67L103 66L104 64H102V63H104V62H102ZM124 61H125V62H124ZM133 61H131V62H133ZM139 61H140V60H139ZM189 61H190V62H189ZM225 61H226V62L229 61V62L225 63ZM251 61H253V62H251ZM191 62H194V63L191 64ZM240 62H241V63H240ZM216 63H219V65L221 64L220 62H216ZM235 63H234L235 66L238 65V64H235ZM50 64H51V65H50ZM72 64H74V66H73ZM101 64H102V65H101ZM113 64H114V65H113ZM212 64H213L214 67L211 66ZM222 64H221V65H222ZM242 64H243V65H242ZM258 64H259V65H258ZM68 65H70V66H68ZM76 65H77V64H76ZM128 65H129V66H128ZM139 65L141 66V68L144 67L145 70H144V69H142V70H144L145 72L141 70V68H140ZM148 65H149V64H148ZM152 65H151V66H152ZM160 65H161V68H159ZM195 65H196V64H195ZM195 65L192 67L193 69L195 68ZM256 65H258L261 69L258 68V66H256ZM261 65H263V64H261ZM49 66H50V67H49ZM59 66H60V67H59ZM72 66H73L74 68H72ZM130 66H133V67H135V68H133V69L131 68V69H130ZM149 66H150V65H149ZM164 66H165L166 69H164ZM46 67H47V68H46ZM76 67H77V66H76ZM84 67H85V68H84ZM90 67H91V65H89V69H90ZM112 67H113V68H112ZM146 67L148 68V72L150 71V72L152 73L151 75L148 74V72H147V68H146ZM212 67H213V68H212ZM229 67L233 70L232 72L230 71L231 69H230ZM49 68H50V69H49ZM83 68H84V69H83ZM96 68H97V69H96ZM102 68H104V69H102ZM111 68H112V69H111ZM192 68H191V66H190V68H188V69H189L190 71H192V70H191ZM211 68H212V69H211ZM215 68H216V69H215ZM228 68H229V69H228ZM238 68H239V69H238ZM60 69H61V70H60ZM63 69H64V70H63ZM78 69L80 70V71H79V75H81V77L78 75V77H77L78 79H77V78H74V77L77 76V74H78ZM82 69H83V71H82ZM87 69H88V68H87ZM87 69H86V70H87ZM101 69H102V70H101ZM122 69H123V68H122ZM129 69H130V71H129ZM184 69H187V68H184ZM207 69H209V71H208V75H207V73H206V72H207V71H206ZM210 69H211V70H210ZM110 70H111V71H110ZM113 70H114V69H113ZM133 70L135 71V75H132L131 73H130V75H132L134 78L132 79V78H131L132 76H130L129 79H128V80H130V83L128 82V84H127V82H126V81H127V79H126V75L128 76L129 72H131V71H133ZM136 70L139 71V72L142 71V73H140L141 76H139V78H141V79H140V82H139L138 79H136V78L138 77V75H139V74L137 75ZM140 70H141V71H140ZM157 70H158V71H157ZM104 71L106 72V74H108L107 72H109V74L106 75V76H104V75H105ZM202 71H204L205 74H199V73H203ZM228 71H230L231 73H229ZM254 71L256 72L257 75L255 74ZM58 72H59V73H58ZM72 72L75 74V75L73 74L74 76L72 75ZM82 72H84V73H82ZM127 72H128V74H126ZM139 72H138V73H139ZM143 72H144V76H143ZM146 72H147V74H146ZM166 72H167V71H164V74H165ZM185 72H187V71H185ZM251 72H252V73H251ZM46 73H47V72H46ZM65 73H66V74H65ZM100 73H101V74H100ZM182 73H183V71H182ZM191 73H192V75H191ZM193 73H195V74H193ZM84 74H85V75H84ZM102 74H103V76H101ZM196 74H197V75H196ZM230 74H231V75H230ZM243 74H244V75H243ZM261 74H262V75H261ZM109 75H110V76H109ZM211 75H212V76L215 75V76H214L215 78L213 77V78H214L213 81H210V80H212ZM246 75H247V78H246ZM258 75H261V76H258ZM50 76H49V77H50ZM142 76H143V77H142ZM165 76H167V73L165 74ZM181 76H184V75L181 74ZM232 76H235V75L233 74ZM85 77H84V79H85ZM151 77H152V78H151ZM210 77H211V78H210ZM242 77H243V78H242ZM80 78H81V80H80ZM101 78H102V79H101ZM127 78H128V77H127ZM153 78H154V79H153ZM208 78H209V79H208ZM227 78H228V77H227ZM75 79H77V82H78V83L76 82ZM193 79L195 80V82H194ZM207 79H208V80H207ZM236 79H237V81H236ZM64 80H65V81H64ZM73 80H74V81H73ZM91 80H92V82L95 81L96 83H95V82L92 83L93 85L90 84V83H91ZM135 80H136V81H135ZM182 80H181V81H182ZM190 80H191V82H190ZM68 81H69V82H68ZM80 81H81V82L83 81V82H82L83 85H82V83L79 84ZM152 81H153L154 83H153ZM188 81H189V84L192 83V85L190 84V86H189ZM234 81H235V82H234ZM125 82H126V83H125ZM136 82H137L139 85H138ZM151 82H152V84H151ZM155 82H156V83H155ZM185 82H186V83H185ZM202 82H201V83H202ZM221 82H222V81H221ZM233 82H234V83H233ZM88 83L90 84V86L92 85L90 88L87 87V86H88ZM124 83H125V84H124ZM135 83H136L137 85H136ZM147 83H146V84H147ZM183 83H182V84H183ZM244 83H245V85H244ZM247 83H250V84H247ZM261 83H262V82H261ZM72 84H73V85H72ZM75 84H76V86H75ZM78 84H79V85H78ZM102 84H103V85H102ZM105 84H106V85H105ZM107 84H108V85H107ZM126 84H127V86H126ZM193 84H194V85H193ZM208 84H209V86H207ZM236 84H235V85H236ZM258 84H259V86H262V88L256 87ZM47 85H48V84H47ZM81 85H82V87H81ZM86 85H87V86H86ZM129 85H130V86H129ZM144 85H145V84H144ZM144 85H141L140 88H141L142 86L145 87ZM153 85H154V86H153ZM235 85H234V86H235ZM255 85H256V86H255ZM84 86L87 87V88L85 87V90L87 89V90H86V92H87L86 95L88 96V94H89V101H88V99H87V100H86L87 102L85 101L86 98L82 97V94L85 92L84 89L82 90V88H83ZM123 86H124V87H123ZM125 86H126V87H125ZM128 86H129V87H128ZM156 86H157V85H156ZM196 86L198 87V89L196 88ZM216 86H215V89H216ZM228 86H227V87H228ZM240 86H241V87H240ZM251 86H252V87H254V86L256 87V88H255V87L253 88V89H254V92H252L253 90H252V87H251ZM73 87H75V88L73 89ZM103 87H105V88H103ZM110 87L113 89V91H111V88H110ZM137 87H138V89H137ZM150 87H149V88H150ZM192 87H191V89H192ZM199 87H200V88H199ZM14 88H15V87H14ZM53 88H54V91H53ZM71 88H72V89H71ZM195 88H196V89H195ZM233 88H235V87H233ZM250 88H251V89H250ZM257 88H258V89H257ZM15 89H17V87H16ZM56 89H57V90H56ZM75 89H76V90H75ZM103 89H106V90H109V89H110V93H114V92H116V91H118V90L120 89V91H118V93L120 92L118 95H117V93L114 94L115 99H116L115 102H116L117 100H121V99H120V98H121L120 96H123L121 102L123 103L124 100L127 99L125 102L128 103V104L126 105V107H125V110H126L125 112H127V109H128L127 107H130V108L128 109V110H130V112L128 111V113H130L131 115L133 114L132 116H134V118L130 117L131 115H130V116H127V117H128V118L130 117L129 119H131V120H136L137 118L139 119L138 116H140V120L137 119V123H135L134 121H130V120H128L127 117H126L127 121H129V122L126 123V121H125V116H126L125 112H124V114H121V116H122V115L124 116V119L120 116V114H119V112H118V111H120V110L122 109L121 106L118 107L117 102H119V101H117L115 105H113V104H110V105H109V103H108V101H107V100H108L107 98H105V100H102V99H101L102 97H100V96H101L100 94H102ZM224 89H225V90H224ZM230 89H231V90H230ZM240 89H241V90H240ZM256 89H257L258 91H255ZM51 90H49V91L51 92ZM59 90H60V91H59ZM69 90L72 91V92L70 91V94H69ZM81 90L83 91V93H81ZM106 90H104L105 93H106ZM148 90H149V89H148ZM187 90L184 91V92H186V93H185L186 95H185L184 92H183V94L185 95V97H188V95H190L192 92L194 93L193 90H189V91H187ZM209 90H208V91H209ZM238 90H239V91H238ZM78 91H79V92H78ZM93 91H94V92H93ZM205 91H206V90H205ZM208 91H206L207 93H205L204 91L201 92L202 95H206L207 98H206V97H205V98H202V97L199 95L201 98L198 97L199 99H195L196 101L192 99V96H193V93H192V94L190 95V96H191V98H190L191 101L194 102V103H197V104H199L200 102H204V104H205V108H206V109H207V108L212 109V108H213L212 106L214 105L213 102H214L215 99H213V98H214V97H213L214 95L212 96V98L210 97L211 95L209 94ZM213 91H214V92H213ZM74 92H77V93H78V96H79V94H81V95L78 97V96L76 95L77 93L74 95ZM88 92H90V93L93 92V95H91V94L88 93ZM127 92H130L131 94L129 95V93H127ZM135 92H136L137 95L135 94ZM149 92H150V91H149ZM149 92H148V93H149ZM203 92H204V93H203ZM65 93H66V94H65ZM107 93H108V92H107ZM107 93H106V94H107ZM110 93H109V94H110ZM122 93H123L124 95H122ZM211 93L214 94V93H215V90L212 89ZM247 93H249V95H248ZM183 94H182V96H183ZM208 94L210 95L209 97H208ZM232 94L236 95L233 99H231V98H232ZM243 94H245V95H243ZM90 95L93 96V97H92L93 100L90 99V97H91ZM98 95H99V96H98ZM119 95H120V96H119ZM131 95H133L134 98H135V96H136V99L133 100L134 98H133ZM262 95H263V93H262ZM48 96L50 97V99L47 98ZM69 96H71L70 98L72 99V101L70 100V102H72V103L68 102V103H69V106H67L68 104H67L66 102L69 100ZM84 96H85V93H84ZM87 96H86V97H87ZM95 96H97L98 99H99V97H100V99H101V101H102V102H98L99 105L97 104V101H98L97 98H96V99H97L96 103H95V101H94V100H96V99H94ZM118 96H119L120 98H119ZM130 96H131V98H132V101L130 100V101H131V105H130V101H129V98H128V97H130ZM137 96H138V98H137ZM140 96H142V97L145 98V99H144V100H145V103H144V101H143V98L140 97ZM168 96L170 97V95H168ZM221 96H222V97H221ZM248 96H249V98H247ZM252 96H251V97H252ZM263 96H264V95H263ZM263 96H262V97H263ZM74 97H75L76 99H77V97H78V98H79L78 100H81V101H80L81 104H82V99L84 98V100H83V103H84V104H82V107H83V105H84V106H87V105L90 106L91 104H93L94 109H92V108H93L92 105H91L92 108H91V107H88V106H87L88 108L83 107V108H86V109H87V110L84 109V110H85L84 112L81 111V112L84 114V116H86L85 118H83V117H84L83 114H82V113L80 114L79 110L76 108V106H77V107L79 106V104H78L79 102L75 103L76 101L73 100V99H75ZM106 97H107V96H106ZM117 97H118L119 99H118ZM125 97H126V98H125ZM183 97H184V96H183ZM242 97H243V98H242ZM253 97H254V96H253ZM46 98H47L48 100H46ZM81 98H82V99H81ZM123 98H125V99H123ZM167 98H168V97H167ZM167 98H166V100L168 101L169 98H168V99H167ZM170 98H171V97H170ZM226 98H227V97H226ZM226 98H224V101H225ZM254 98H256V96H255ZM254 98H250V99H254ZM259 98H261V95H260V97H258V99H255V100H254V102L257 100V102H255V104H254L255 107L257 106V104H258V102H259L258 100H260L259 103H261V104H263L262 102H264V98H263V101H261V99H259ZM100 99H99V101H100ZM106 99H107V100H106ZM190 99H189V100H190ZM222 99H223V98H222ZM227 99H228V98H227ZM227 99H226V100H227ZM245 99H246L247 101H248V100H249V101L247 102ZM43 100H42V101H43ZM91 100H92V101H91ZM197 100H198V101H197ZM209 100H210V102L213 101V102H212L213 105H211V107H208V106H207V104L209 103ZM231 100H232V101H231ZM235 100H237V101H235ZM244 100H245L246 104H244ZM73 101H74V102H73ZM90 101H91V102H90ZM106 101H107V102H106ZM127 101H129V102H127ZM164 101H165V99H164ZM191 101H190V102H191ZM199 101H200V102H199ZM46 102H48V104H49V103H50V104H49V105H48V104L46 105ZM104 102L107 103V104H106V107H105V105H104ZM125 102H124V103H125ZM147 102H149V104H148ZM192 102H191V103H192ZM207 102H208V103H207ZM227 102H228V100H227ZM64 103H65V104H64ZM73 103H75L76 106H75V104H73ZM85 103H87V104H85ZM88 103H89V104H88ZM94 103H95L96 105H95ZM141 103H142V104H141ZM146 103H147V105H146ZM151 103H152V102H151ZM166 103H167V102H166ZM168 103H169V102H168ZM168 103H167V104H168ZM224 103H226V101H225ZM229 103H228V104H229ZM70 104H73V105H70ZM77 104H78V105H77ZM143 104H145V106H143ZM172 104H173V103H172V101H171V99H170V103L168 104V106L171 107ZM239 104H240V103H239ZM60 105H61V106H60ZM101 105H102V107H100ZM103 105H104V107H103ZM129 105H130V106H129ZM176 105H177V106H176ZM193 105H195V104H193ZM209 105H210V104H209ZM46 106L49 107V108H47ZM71 106H72V107H75L77 111L74 112L73 110H75V108L73 109ZM95 106H96L97 108L100 107V110H99V109L97 110V111H100V112H97V113H100V115H102V116H101L102 119L100 118V120H101L100 122L98 121L99 119H97V118L100 117V115L98 114V117H96V116H97V114H96V109H97V108H95ZM112 106H114L113 109H112ZM139 106H143V107H142V110H141V108L139 109V111L141 110L140 112H138V108H139ZM146 106H148V107L146 108ZM175 106H176V107H179V108H176L178 111L182 110V109H180L181 107H180V104H178V103H177V104L175 103V105L172 106V109H173V107H174V109H175ZM229 106H230V105H229ZM233 106H231V108H232ZM248 106H251V107H248ZM80 107H81V106H79V109L82 110L83 108H80ZM110 107H111V109H112V111H113L114 114L118 112V115L120 116V118H119L118 115H114V116H115V117L113 116V119L115 118L114 120H111V118H112V117H111V118L109 119V121H106V118H107L108 116L105 118V115H103V112H104L103 110L106 111L108 108L110 109ZM117 107H118L119 109H118ZM123 107H124V105H123ZM241 107H242V108H241ZM258 107H257V108H258ZM68 108H67V109H68ZM90 108H91V110H90ZM104 108H105V109H104ZM136 108H137V109H136ZM227 108H228V107H227ZM227 108H225L224 113H226V114L229 115L230 113H227L228 111L225 112ZM231 108H228V109L230 110ZM247 108H248V109H247ZM111 109H110V110H111ZM146 109H147V112L144 114L142 111L145 112ZM174 109H173V110H174ZM176 109H175V111H176ZM210 109H209V110H210ZM228 109H227V110H228ZM246 109H247V112H250L251 115H250V114L247 115V114H246L247 112H245V114H246V116H245L244 111H246ZM253 109H254V108H253ZM88 110H89L91 113H90ZM68 111H69V112H68ZM72 111H73V112H72ZM123 111H124V110H121V112H123ZM191 111H193V110H191ZM205 111H206V110H205ZM212 111H213V109L210 111V113H212ZM230 111H231V110H230ZM230 111H229V112H230ZM70 112H72V113H70ZM88 112H89V113H88ZM131 112H132V113H131ZM136 112H138V115H135ZM208 112H209V111H208ZM232 112H231V113H232ZM242 112H243V113H242ZM76 113H77L78 115H77ZM139 113H140V114H139ZM141 113H143L144 115L141 114ZM206 113H207V112H206ZM252 113H253V114H254V113L257 114V116H258V118H257V116H255L256 118H254V119H256V121L253 122V123H252V121H254L253 119H252V120H249L250 116H251V117H252V116L254 117V115H252ZM51 114H53V116H52ZM75 114H76V115H75ZM79 114L81 115L80 118H79ZM88 114H90V115H88ZM105 114H106V113H105ZM136 114H137V113H136ZM146 114H147V115H146ZM242 114H244L245 117H243V118L240 119V117L242 116ZM55 115H56V117H54ZM87 115H88V116H87ZM145 115H146V118H145ZM208 115H209V113H208ZM208 115H207V116H208ZM210 115H211V114H210ZM75 116H77V118H75ZM141 116H142L143 121L145 122V124H143L144 126L142 125V123H144V122L141 120ZM239 116H240V117H239ZM51 117H54L56 120L54 119V120L51 121V123H50V118H51ZM195 117H196V119H197V121H198L199 116L197 117V115H196ZM208 117H209V116H208ZM246 117H247L246 121L248 120V121H247V124H246V122L243 120V119H245ZM253 117H252V118H253ZM90 118H91V117H90ZM117 118H118L119 120H118ZM193 118H194V117H193ZM52 119H53V118H52ZM52 119H51V120H52ZM67 119H69V118H67ZM70 119H69V120H70ZM77 119H78V120H77ZM82 119H81V120H82ZM95 119H96L97 121H95ZM122 119H123V120H122ZM196 119L194 118L193 120L196 121ZM200 119H201V118H200ZM200 119H199V121H200ZM207 119H208V118H207ZM239 119H240L241 121H240ZM250 119H251V118H250ZM48 120H49V122H47ZM110 120L113 121V122H110ZM121 120L123 121L121 124L126 123L127 126H128V124L131 123V122H132L133 124L135 123L136 125H137V124L139 125V123L142 121L141 126H142L143 128L141 129L140 126H138V125H137V126H134L133 124H131L130 127L128 126V130H129V128H131L132 126H134L135 129H134V130H131L132 133L129 132L130 130H129V131L127 130V131L129 132V133H127V132H126L127 126H125L126 128H125L124 126L122 127V125H121V127L119 126V127H120V130H121V128H123V129L125 130V133H124L122 130L120 131V130H119V127H118V123H119ZM148 120H149V121H148ZM208 120H211V117H210ZM263 120H264V119H263ZM263 120H262V122H263ZM77 121H78V122H77ZM83 121H80V122L83 123ZM147 121H148V122H147ZM199 121H198V122H199ZM238 121L241 122V123H242V121H244L245 124L243 125V123H242V125H241V123H239ZM250 121H251V122H250ZM42 122H43V121H42ZM53 122H54V123H53ZM95 122H96V123H95ZM97 122H99V123H97ZM105 122H108V124H109V126H111V128L114 127V128H113L114 130H113V129H112V130H113V131H116V132H114L115 135H116V133H117V130H115V129H116V128H115V125H116V124H117L118 130L120 131V133L118 132V133L120 134L119 136H121L122 133H124V134L127 133V134L125 135V137L121 136V137H123V138L125 139V140H124V139L122 138V139H123L122 141H124V143H122V144H124V147H122V145L120 146V144H121L120 141H121V140H119V142H116V143L112 142V143H114L113 145H110V144H109V146H107V147L109 148V150L107 151L108 155H109V152H110V146H114L113 148H118L117 150H116V149H115V150H116V151H119V154L122 153V158H121V154H120V157H119V154L116 153V151H115V150H112V149H111V152H112V151H115V153H116V154L118 155V157H119V158H117V157H116L117 155L115 154L116 156H115V159H113V161L111 160L112 158L109 159V156L112 157L111 154H114V152L110 153L109 156H108L107 154H105V155L102 156V155H101V152H100V156H102V157H100V156L98 155L99 153H98V154H95V153L99 152V151H97V146L99 145L98 142H99V143L101 142L100 145H102V147H104L103 145L106 143L107 138L111 137L110 134H112V131H111L110 134H109V136H108L107 138L105 137V135H106V133H107V132L105 131V128H106V125H107V124H105ZM236 122H237V123H236ZM249 122H250V123H249ZM82 123L80 124V126L83 125ZM103 123H104V124H103ZM110 123H112V124H110ZM207 123H210V122L207 121ZM41 124H42V123H41ZM74 124H73V125H74ZM256 124H257V122H256ZM263 124H264V122H263ZM69 125H70V122H69ZM75 125H74V126H75ZM103 125H104V126H103ZM146 125L150 127V128H149V129H150L149 131H151V133H152L151 135H152V136L149 135L150 133H149V134L147 133V131H146V130H147V126H146ZM91 126H92V127H91ZM99 126H100V127H99ZM237 126H238V127H237ZM239 126H240V127H242V126H243V127H246L247 130L245 129V130H246L245 134H244V130L242 131V129L239 128ZM247 126H248V127H247ZM136 127H137V128H136ZM145 127H146V129H145ZM236 127H237L239 130H238ZM263 127H264V125H263ZM263 127H262V128H263ZM20 128L22 129L21 126L17 127V129H15V130H16V133L19 132V129H20ZM45 128H44V129H45ZM76 128H78V127H76ZM83 128H81V130H82ZM97 128H98V130H97ZM100 128H102V129H100ZM253 128H254V127H253ZM79 129H80V128H78L77 130H79ZM131 129H132V128H131ZM144 129H145V130H144ZM209 129H210V130H209V131L207 130L206 132H207V133H209V132L212 133V132H213L212 128H209ZM240 129H241V132H240ZM81 130H80V131H81ZM96 130H97V131H96ZM137 130H138V131L141 130L142 132H141V131H139V132L142 133L143 135H142V137H140L141 134H140V135L138 134V135H139V137L137 136V137H138V138H137V141H138V142L136 143V142L134 141V139H133V138H134V137H133V134H135V132L137 133ZM237 130H238L239 132H238ZM80 131H79V134H80ZM95 131H96V132H95ZM101 131H102V135H101V133H99V132H101ZM145 131H146L147 134H145V138H144L145 141H143L141 138L144 137V133H145ZM149 131H148V132H149ZM252 131H253V130H252ZM104 132H105V133H104ZM236 132H238L240 135L237 134ZM64 133L66 134L67 131H64ZM77 133H78V131H77ZM98 133H99V134H98ZM114 133H113V136H114ZM118 133H117V134H118ZM235 133H236V134H235ZM242 133H243V134H242ZM253 133H254V132H253ZM259 133L262 134V135H260ZM79 134L77 135V139H78L79 136H81V135H79ZM97 134H98L99 136L101 135V138H99V136H97L99 140L101 139L100 141L97 140V137H96ZM189 134H190V136L187 137ZM196 134H198V135H196ZM205 134H206V133L202 134V136H204V138L206 137ZM250 134H249V135H250ZM258 134L260 135L259 137H257ZM17 135H18V134H17ZM17 135H16L15 137H16L17 140H19L18 138H19V136L21 137V136L23 135V131H22L21 133L19 132V136H17ZM51 135H52V134H51ZM51 135H50V136H51ZM63 135H64V134H63ZM91 135L89 136V138H91ZM107 135H108V133H107ZM131 135H132V136H131ZM136 135H137V134H136ZM136 135H135V136H136ZM146 135H149V138H147ZM192 135L194 136V140H195L198 136H199V137H202V136H200L199 133H197V132L192 133ZM195 135H196V136H195ZM210 135H211V134H208L209 137H210ZM238 135H239V136H238ZM242 135H243L244 138H245L244 135H247V136H248V137L246 136L248 139L246 138L245 140H244V138L242 137V139H243L244 142H242V139H240V137H241ZM253 135H254V134H253ZM102 136H104V137L102 138ZM208 136H207V137H208ZM132 137H133V138H132ZM185 137H186V138H190V137H191V133H187ZM207 137H206V139H207ZM237 137H239V139H240V141H241V144L239 143V140L237 139ZM254 137H253V138H254ZM21 138H22V140H23V137H21ZM63 138H64V137H63ZM114 138H115V137H113L112 140H115V139L118 140L120 137L117 136L115 139H114ZM146 138H147V139H146ZM16 139L13 140L14 142H16V143H15V146L13 145L14 142H12L13 144L11 143V145L13 146V150H12V148H11V151H13L14 154H15V155L13 156V157H14V163L17 162V158H16V156L18 157V155L20 154L19 157H21V150H22V148H25V145H26V144H24V146H23V144H22L23 147L20 146V144L23 143V142L20 143V140H21V139H20L19 141H17ZM131 139H132V140H131ZM202 139H203V137H202ZM209 139H210V138H208V140H209ZM251 139H252V138H251ZM22 140H21V141H22ZM63 140H64V139H63ZM104 140H106V141H104ZM135 140H136V139H135ZM139 140H140V141H141V140L143 141V143H141V142H142V141H141L140 144H143L145 150H141V151H146V153L144 152L145 154L139 152L140 149H141V148H140L141 145L137 146V144L139 143ZM148 140H149V142H148ZM197 140L200 141V143L198 144V147H197V142H196ZM246 140H247V142L250 143V144H249V143H246V144H249V145L253 144L252 146H254V147L251 148L249 145H247V147H246V145L244 144V143L246 142ZM97 141H98V142H97ZM115 141H116V140H115ZM152 141H153V138H152ZM201 141H204L203 144H206V140H205V139H203V140H201V139H196L195 141H193V142L191 143V146H192V147H191V148H192V152L195 151V153H198V151H199L198 149L201 148V147H200L201 144H202ZM234 141H235V140H234ZM18 142L20 143L19 145H17ZM64 142H65V140H64ZM64 142H62V140L60 141V147H59V151H60V153H59V156H58L59 158L57 159V161L60 160V158H62V160H63V157H61V156H62L61 154H63V151H64V146H65V143H64ZM92 142H93V143H92ZM103 142H104V144H103ZM107 142H108V141H107ZM133 142H134V143H133ZM24 143H25V141H24ZM118 143H120V144H118ZM127 143H128V144H127ZM146 143L150 144L149 147H148V144H146ZM152 143H153V142H152ZM193 143H194L196 146H195ZM208 143H209V141H207V144H208ZM76 144H77V143H76ZM81 144H82V145H81ZM94 144H95V145H94ZM115 144H116V145H115ZM117 144H118L119 146H118ZM135 144H136V145H135ZM145 144H146V147H145ZM203 144H202V145H203ZM63 145H64V146H63ZM100 145H99V146H100ZM242 145L244 146L243 148H245V149L247 150V151H246V150L244 149L245 152L248 153V154H246V157H245V158H246L247 161L249 162V163L247 162V163L249 164V167H250V166L252 167V164H253V165H254V168H255L254 171H253V170H252L253 168L250 167L251 175L248 173V171H249V170H248V165L242 166V164L244 163V162H243V159H244L243 157L245 156V154H243V153H245V152L242 153V148H241V151H240V146L242 147ZM17 146L22 147L21 149L18 150L19 152L16 151V150H17V149H16ZM62 146H63V147H62ZM79 146H81V147H79ZM88 146H87V147H88ZM92 146H96V147L93 148ZM115 146H116V147H115ZM117 146H118V147H117ZM133 146H134V148H133ZM189 146H190V145H189ZM14 147H15V148H14ZM20 147H18V148H20ZM75 147H74V148H75ZM136 147H139V148L136 150V152H134V153L132 152V153H133L132 157H129V156H131V155L129 154V153L132 151L131 148H133V150L135 151ZM141 147H142V146H141ZM205 147H206V145H205ZM61 148H62V149H61ZM98 148H99V150H100V147H98ZM122 148H123L124 153H123V151L121 152ZM146 148H147V149H146ZM193 148H194V149H193ZM197 148H198V149H197ZM202 148H203L204 150H207V148L205 149L204 146H202ZM93 149H95L96 151L94 152ZM101 149H102V148H101ZM195 149H197V152H196ZM14 150H15V151H14ZM147 150H148L149 153L147 152ZM201 150H202V149H200V151H201ZM244 150H243V151H244ZM82 151H81V152H82ZM138 152H139V154H140L141 157L139 156L140 158L135 159L136 156L138 155ZM207 152H208V151H206V154H207ZM17 153H18V155H17ZM147 153H148V154H147ZM251 153H253V156H254L256 159H254V158L252 159L253 156H252ZM254 153H255V154H254ZM146 154H147V155H146ZM240 154H242V157H240ZM259 154H260V152H259ZM259 154H258V156H259ZM60 155H61V156H60ZM94 155H95V156H94ZM196 155H197L198 157H196ZM243 155H244V156H243ZM89 156H90V157H89ZM193 156H195V157H194V160H195V158H197V160H195V162L199 161V159L203 157V155L201 156L200 152H199L198 154H195V155H194V153H193ZM96 157H98V158L100 157V159H99V161H101L100 163H99V161H97V162H98V163H97V162L94 160V159H97ZM107 157H108V158H107ZM127 157H128V160L126 159ZM137 157H138V156H137ZM199 157H200V158H199ZM207 157H208V154H207ZM207 157L205 156V159H207ZM19 159H20V158H19ZM79 159H80V158H79ZM106 159H107V161H108V159H109V162H108V163H110L111 161H112V163H110V165H108V164H107V161H105ZM119 159H121V161L115 163L117 160L119 161ZM122 159H123V160H122ZM125 159H126L127 161H125ZM139 159H140V160H139ZM246 159H245V160H246ZM87 160H85L84 162H87ZM97 160H98V159H97ZM136 160L141 161V162H140L141 164L139 165V164H138L139 161H138V163H137ZM143 160H144V161L146 160V162L142 165V166L145 168V167L148 166V164L145 165V164L147 163V158H145V159H143ZM241 160H242V161H241ZM78 161H79V162L81 161V165H80V163H79ZM93 161H94V162H93ZM104 161H105V162H104ZM123 161H124V162H123ZM259 161H262V163L259 164ZM19 162H20V160H19ZM63 162H64V160H63ZM121 162H122V163H121ZM128 162H127V163H128ZM240 162H241V166L243 167V169H244V170L246 169V170H248V171H247L246 174L244 175V178L241 177V176H240V177L238 176V177L240 178V180H239L238 177L235 175V173H236V174H239V173L242 174V173L244 172V171H242L243 169L241 168V166L239 167ZM17 163H18V162H17ZM17 163L15 164L14 167H12L13 169L10 170V171H11V172H10L11 177L13 176L12 178L15 180V184L18 183V182H16V181L18 180L16 177H18V175H19V178L21 179V173H22L21 171L18 170L19 167H18ZM58 163H59V166H58V164H57V162H56V164H57L56 172H57V173H58L61 169H63V165H66L65 163H64V164L61 163V161L58 162ZM60 163L62 164V165H61L62 168H61V166H60ZM91 163H92V164H91ZM94 163H95V164H94ZM96 163H97V164H96ZM104 163L107 164L108 166H113V169H111L112 171H111L110 173H109V170H108L107 168H106V169H107V172L105 171V168H104L105 164H104ZM120 163H121V164H120ZM127 163H126V164H127ZM247 163H246V161H245L244 164H247ZM257 163L259 164L258 166H256ZM75 164H73V165H75ZM93 164H94V167H93ZM126 164H124V167H123L124 171H123L122 167H121V169H120L122 173L125 172L126 169H127L126 167H128ZM129 164H130V163H129ZM137 164L139 165V167H138V166L136 167ZM262 164H263V165H262ZM19 165H20V163H19ZM90 165H92V166H90ZM97 165H98V166H97ZM144 165H145V166H144ZM261 165H262V166H261ZM101 166H102V168H100ZM246 166H247V168H244V167H246ZM255 166H256V167H255ZM89 167H91V168H90L91 171H92L93 168H94L93 172H94L95 174L92 173L93 176H92V174L90 175V173H89V172H91V171L89 170ZM143 167H140V169H142ZM17 168H18V169H17ZM59 168H60V170H59ZM64 168H65L64 170L60 171L61 173H62V172L65 173V172H66L67 166H65ZM99 168H100V170H99ZM108 168H109V167H108ZM110 168H111V167H110ZM258 168H259V169H258ZM260 168H261V170H260ZM16 169H17V171H18L20 174L16 171ZM101 169H102V171H101ZM132 169H133V168H132ZM147 169H148V168H147ZM147 169H146L145 171H146L147 173H149V171H147ZM240 169H241V170H240ZM20 170H21V167H20ZM41 170H42V169H41ZM41 170H39L38 173L41 172V174H43V173L45 174L44 170H43V171H41ZM57 170H58V171H57ZM74 170H75V166H74ZM87 170H88V171H87ZM115 170H116V171H115ZM117 170H118V171H117ZM142 170H143V169H142ZM246 170H245V171H246ZM262 170H263V171H262ZM98 171H99L100 173H99ZM145 171H144V172H145ZM261 171H262V173H261ZM105 172H106V173H105ZM146 172H145V173H146ZM256 172H258V176L256 175L257 177L255 176ZM15 173H16V175H17V174H18V175L16 176ZM61 173H60V174H61ZM86 173H89V174H86ZM104 173H105V174H104ZM122 173H121V175L124 174V173H123V174H122ZM147 173L144 174V176L147 175L146 178H148V176H149V174H147ZM119 174H118V175H119ZM248 174H249V175H248ZM262 174H263V176H262ZM38 175H39V174H38ZM87 175H88V176H87ZM109 175H110V176H109ZM121 175H120V176H121ZM85 176H86V178H85ZM242 176H243V174H242ZM247 176H248V177H247ZM261 176H262V177H261ZM14 177H15L17 180H16ZM40 177H41V179H42V175H41ZM203 177H204V175H203ZM230 177H229V178H230ZM258 177H259V179H257ZM260 177H261V178H260ZM89 178H92V179L90 180ZM13 179H12V181H13ZM20 179H19V180H20ZM87 179H89L90 182H87V181H86V184H85V180H87ZM98 179H99V177H98ZM98 179L96 180V185H97V183H99V187H98V186L95 187V186L93 185V184H94V181L92 182L93 184L90 183V185L87 187V189H88L90 186L95 187V188H91V187H90L91 190L93 189V190H92L93 192H91L92 194L89 193V191H91L90 188L88 189L89 191H88V190H85V193H83V192H84L83 189H81L82 192L78 193V192H79L78 190H79V187H80V186H77V187L75 186V187H74V188H76V190L78 189V190H77L78 192L76 191L75 193H73V196H75V194H77V193L79 194L78 196L76 195V198H75V199L79 200L80 197H81L80 195H81V194H82V195L85 194V195L82 196V197L84 198V201H81V200L83 199V198L81 197L80 201H78V202L76 201V205H75V206L77 207V208L75 207L76 210H75V208H73L74 210L72 209V212L75 211V213H76L77 209L81 208V209L78 210V212H77L76 215L79 216V217L82 216V217H81L82 219L85 218L84 215L89 211V208L91 207V206L87 207L88 209H87V212L85 213V212L82 211V209H83V208H82V206H83L82 203L84 202V204H85L84 206L86 207V205H92V206H93L92 203L94 202V206L96 207V205H97V200H98L97 196H99V194H100L99 192H101L102 190H104V181H103V184H102L103 186H102V185H101V183H102L101 180H100V179L98 180ZM235 179H237L236 182L233 181V180H235ZM251 179L249 180L250 182H252ZM262 179H263V182H262ZM10 180H11V179H10ZM93 180H94V179H93ZM238 180H239V181H238ZM246 180H244L243 182H244V184H246V186L248 187ZM248 180H247V181H248ZM256 180H257V181H256ZM12 181H11V182H12ZM76 181H75V182H76ZM193 181H194V180H193ZM193 181H192V182H193ZM249 181H248V182H249ZM72 182H73V181H72ZM100 182H101V183H100ZM250 182L248 183L249 185H250ZM255 182H254V184H255ZM194 183H195V181H194ZM194 183H192V184H194ZM15 184H14V182H13V185H15ZM19 184H20V183H18V185H19ZM71 184H72V183H71ZM73 184H74V183H73ZM81 184H82L83 186H82ZM91 184H92V185H91ZM192 184H190L189 190H188V189H187L188 191L186 190L187 194H186V192L184 193V195L186 194V197H189V198H187L188 200H189V199H190V200L193 199V198H192L193 196L191 197V195H193V193L189 192V191H191V190L193 191V189H191V188L193 187V186H191ZM241 184H240V185H241ZM244 184H243V188L245 189V185H244ZM251 184H252V183H251ZM254 184H253V186H252V185L249 186L250 188H251V186H252V188H251L250 190H249V188L246 187V188H247L246 193L248 194L247 197H246V193H245V191H244L245 196H244V194L241 193V192H242V191H241V187H242V186L240 187V190H236V191H235V190H231L232 195H234V196L237 197V193H236V192H238V194L241 193V194L243 195L242 198L245 199V200H244V199H243V200H239V199L237 198V199L240 201V206L238 207L239 210H238V213L236 214V217L239 215L241 220L244 219V218L246 217L247 212H249V210H250L251 208H252L251 210H253L254 207H257V205H259V204H257V202H256V204H254V202H255V200H256V199H254V198H255V195L257 194V192H255V193H256V194H255L254 191H252V190L254 189V187H257V184H256V186H255ZM100 185H101L102 187H101ZM237 185L235 186V188L237 187ZM262 185H261V188H260L261 191L264 189V187L262 188ZM71 186H72V185H71ZM20 187H21V186L17 187V185H15V187H13V190L17 188V190H16L17 193H16V191H15V192H12V193H13V196H14L15 193H16V194L19 193L18 195L14 196V197H18V196H19L18 199H19L20 196H21V192L19 191V189H21ZM18 188H19V189H18ZM100 188H101V189H100ZM107 188H108V186H107ZM193 188H194V187H193ZM238 188H239V187H238ZM243 188H242V190H243ZM257 188H258V187H257ZM257 188H255V190H256ZM72 189H73V188H72ZM85 189H86V187H85ZM96 189H97V193H99L98 195L95 194V193H96V192H95ZM98 189H100L101 191L98 190ZM190 189H191V190H190ZM81 190H80V191H81ZM94 190H95V191H94ZM106 190H107V189H106ZM245 190H246V189H245ZM18 191H19V192H18ZM74 191H75V189H74L72 192H74ZM98 191H99V192H98ZM233 191H234L236 194H235ZM240 191H241V192H240ZM248 191H249V192H248ZM256 191H257V190H256ZM86 192H88V193H87L88 195H92L91 198H94L93 196L96 195V196H95L96 198H94L96 201H95L94 199L92 200L91 198H89L88 195L86 194ZM188 192H189V193H188ZM250 192L253 193V200H252V201H251V196H249V195H250ZM93 193H94V194H93ZM190 193H191V194H190ZM258 193H260L259 195H261V194L263 193V194H262L263 196L261 195V200L258 199V197H256V198L259 200V201H258V200H257V201L260 202V205H262V204L264 203V200H263V199H264V191H263L262 193L259 191ZM189 194H190V195H189ZM205 194H206V196L209 195L208 193H205ZM184 195H183L182 198L185 197ZM187 195H188V196H187ZM257 195H258V194H257ZM9 196H10V197H8V198L11 199L12 194L9 195ZM56 196H57V197L55 198V199H56V200H55V207H56L57 203H58L57 207H59V206H60V204H59L60 201H57L58 198H59V195L56 193ZM85 196L87 197V200H90L87 204H86L87 201L85 202V200H86ZM204 196H205V195H204ZM209 196H210V195H209ZM209 196H208V197H209ZM78 197H79V198H78ZM186 197H185V198H186ZM238 197H241V196L238 195ZM245 197H246V198H245ZM8 198H6V200H7ZM12 198H13V197H12ZM88 198H89V199H88ZM209 198H210V197H209ZM259 198H260V196H259ZM18 199H17V200H18ZM202 199H203V200H199V202L202 203L200 206H202V205H204L205 203H207L205 200L209 201V199H205V198H203V197H202ZM8 200H9V199H8ZM15 200H16V199H15ZM59 200H60V198H59ZM11 201H14V200L11 199ZM56 201H57V202H56ZM91 201H93V202H91ZM182 201H183V199H182ZM184 201H185V199H184ZM184 201H183V203H184ZM204 201H205V202H204ZM241 201H242V202H241ZM244 201H246V202H244ZM9 202H10V200H9ZM19 202H20V201H19ZM81 202H82V203H81ZM250 202H251V203L253 202L252 205H250V206H253V204H254V206L251 207V208L248 207L249 205H248V206L246 205V203H247V204H250ZM262 202H263V203H262ZM5 203H6V206L9 207V209H10V206H11L10 203H9V205H7V204H8L7 202H5ZM17 203H18V202L16 201L15 204H17ZM188 203H189V202H186V203H185V207L183 208L184 210H183V212H182V213H183L182 215H186V214H184V213H187V214H188V212H186V211H187V208H189L188 206H190ZM200 203H199V204H200ZM203 203H204V204H203ZM261 203H262V204H261ZM11 204H13V206H11V207H12L11 210L15 209L16 212H17V209H18L19 207H17V209H16V208H13V207H15V206H14V203L12 202ZM199 204H198L194 209H192V210H190V208H189V212H190V214H191V215H189V218H190V219H191V217H192L193 212H196V211H198L197 209H201V208H202V207H201V208H198ZM244 204H245V205H244ZM20 205H22V202H20V203L17 204V206H20ZM78 205L81 206V207H78ZM205 205H207V204H205ZM260 205L258 206V208H259L260 210H259V209H257V211H256V210H253V211H255V212L253 213V211H252V212L250 213V214H252L253 217H252V218H251V217H250V218L248 217L249 219L246 220L247 223H246L245 225H244V224H241L242 226H241V225L239 226V228H240V230H241V233H242V234L240 233L241 235H239V236H241L243 239L245 238V236L247 235V233L249 234V229H252V230H251V233H250V234H252V235H251L252 237H253V235L255 234V233H254V229H257V230H256V234H255V235H257V237H253V239L258 238L259 240H258V239H256V240H258L259 242H261V241H260V238H261V237L259 238L258 236H259V235H262L261 233H263V230H264V225L262 224V221H261V219L264 221V219H263V217H262V215H264V211H263V212L261 211V209H262L264 206H263V205L260 206ZM94 206H93V208L91 207L92 209L90 210V212H88L89 214L87 213V214H88V216H86L87 218H89L90 215H91V217H92V216H93V213H96V214H95V218H96V215L99 214V211H98V212H94V211L97 209V208H95ZM242 206H243V208H241ZM57 207H56V208H57ZM203 207H204V206H203ZM246 207H248V208H246ZM56 208H55V209H56ZM59 208H60V207H59ZM59 208H58V209H59ZM20 209L22 210V208H19V211H20ZM93 209H95V210L93 211ZM245 209H246V210H245ZM247 209H248V211H247ZM11 210H10V211H11ZM15 210H14V211H15ZM56 210H57V209H56ZM83 210H86V208H84ZM194 210H195V211H194ZM241 210H242V212H241ZM243 210H244V211H243ZM14 211H13V212H14ZM57 211H58V210H57ZM59 211H60V210H59ZM96 211H97V210H96ZM245 211H246V212H245ZM260 211H261V212H260ZM11 212H12V211H11ZM72 212H71V213H72ZM79 212L81 213V216L78 215ZM191 212H192V213H191ZM198 212H199V211H198ZM198 212H197V213H198ZM240 212H241L242 214H241ZM259 212H260V213H259ZM14 213H15V212H14ZM20 213H21V211H20ZM20 213H19V214H20ZM54 213H55V212H54ZM75 213H74V214H75ZM80 213H79V214H80ZM91 213H92V214H91ZM97 213H98V214H97ZM197 213H196V216H197ZM243 213H244V214H243ZM245 213H246V214H245ZM262 213H263V214H262ZM16 214H17V213H16ZM16 214H15V215H16ZM56 214H58V213L56 212ZM56 214H55V215H56ZM72 214H73V213H72ZM83 214H84V215H83ZM194 214H195V213H194ZM240 214H241V215H240ZM255 214H258V215H255ZM259 214H260L261 216H259ZM182 215H181V216H182ZM248 215H249V214H247V216H248ZM16 216H17V215H16ZM56 216H58V215H56ZM186 216H187V217H185V218H187L188 220H187V219H186V220H184V219L181 220V218H180V220H179V221H181L182 225H186V224H188L187 221L189 222V220H190V219L188 218V215H186ZM193 216H195V215H193ZM258 216H259V217H258ZM197 217H198V216H197ZM197 217H196V218H197ZM260 217H261V218H260ZM77 218H78V217H77ZM81 218H79V220H80ZM87 218H86V222L88 221ZM147 218H148V217L145 215L144 219L147 220ZM196 218L192 217L191 221H192V220L195 221ZM256 218H259L261 225L259 224V226H258V223H257V224L254 223V222H256V220H255ZM89 219H90V218H89ZM253 219H254V220H253ZM83 220H84V219H83ZM83 220H82V221H83ZM90 220H91V221L89 222L90 225H89V224H88V225L91 227V229H92V228L95 229L96 227H94V226H95V225H94V221H95L94 216H93V222H92V218H91ZM259 220H258V221H259ZM82 221H79V222L81 223ZM97 221H98V217L96 218V221H95V224H96V225H97V223H98ZM191 221H190V225H192V223H193V221H192V223H191ZM253 221H254V222H253ZM84 222H85V220H84ZM96 222H97V223H96ZM183 222H184V223H183ZM87 223H88V222H87ZM87 223H83V227H84V224L87 226ZM91 223H93V226H92ZM181 223L179 222V226H182ZM185 223H186V224H185ZM195 223H196V224H195ZM195 223H194L193 225H197V220L195 221ZM241 223H244V221L241 222ZM249 223H250L251 225H249ZM252 223H253V224H252ZM263 223H264V222H263ZM78 224H79V223H78ZM254 224H256V226H253V228H252V225H254ZM188 225H189V224H188ZM190 225H189L190 229L194 230V228H196V227H194V226H190ZM243 225H244V226H243ZM247 225H248L249 227H250V226H251V227H250V228H249V227L246 228ZM79 226H80L79 228H80V230H81L82 224L79 225ZM86 226H85L84 228L82 227V230L85 229V231H86ZM259 227H260V228L263 227V229H262V228L259 229ZM33 228H35V227L33 226ZM77 228H78V225H77ZM77 228H76V229H77ZM151 228H152V227H151ZM151 228L149 227V232L153 231ZM89 229H90V228H89ZM150 229H151V230H150ZM243 229H244V230H243ZM245 229H246V230L248 229V230L246 231ZM80 230H79V232H80ZM87 230H88V226H87ZM258 230H259V231L262 230V231L259 232ZM76 231H77V230H76ZM85 231H83V232H85ZM89 231H91V230H89ZM242 231H244V232H242ZM83 232H82V233H83ZM86 232H87V231H86ZM144 232H145V233H144L145 235L148 234L149 237H151V236H150V233H148V228H147V231L144 230ZM146 232H147V233H146ZM252 232H253V233H252ZM152 233H153V232H151V235H152ZM243 233H244V235H243ZM78 234H79V233H78ZM87 234H88V233H87ZM250 234H249L248 237H249L250 239H252V237L250 236ZM81 235L83 236L84 234H81V232H80V236H81ZM85 235H86V233H85ZM85 235H84V236H85ZM75 236H76V235H75ZM78 236H79V235H77L76 238L74 237V238H75V240H74L75 242L73 241V244L75 245L79 240L81 241V239H82L81 243H79V242H80V241H79V242H78L79 245L77 244L78 247H75V246L72 244V240L69 241V243L71 242L70 244H71L72 246H74L73 248H76V249L69 248L71 245L68 244V246H67V248H68L67 250H68V251H70L69 249H72L73 252H72V251H71V252L74 253V250H78V249L81 250V246H83V245L85 244V243H83V242L87 239L88 235L85 237V239H84V236H83V237L81 236V237H79L80 239H78ZM239 236H238V238H239ZM149 237L147 236V238H149ZM241 237H240V239H238V240L240 241V244L243 243L242 241H247L246 239H245V240H241V239H242ZM35 238H36V237H35ZM35 238H34V239H35ZM249 238H248V239H249ZM263 238H264V237L262 236V242H263V240H264ZM34 239H33V240H34ZM51 239H52V238H51ZM83 239H84V241H83ZM76 240H78V241H76ZM86 241H87V240H86ZM32 242H33V241H32ZM35 242H36V243H35ZM38 242H40V241H38ZM38 242H37L36 239L34 240V243L36 244V246H32L33 249H31V247H30V250H29V252H28L29 254H30L33 250H35V247L40 248L39 246H37V245H38ZM50 242H51V243H50ZM53 242H54V241H53ZM247 242H248V241H247ZM247 242H245V243H247ZM262 242H261V243H262ZM82 243H83V244H82ZM86 243H87V244H86V246L84 245V247H87V246L89 247L90 244L92 245L91 242H89V244H88V242H86ZM35 244H32V245H35ZM49 244H50V245H49ZM51 244H52V241H49V242L47 243L48 248H50L51 246H53V245H51ZM53 244H54V243H53ZM81 244H82V245H81ZM39 245H41V243H39ZM44 245H46V244H44ZM80 245H81V246H80ZM242 245H243V244H242ZM54 246H55V244H54ZM38 248H36L37 251H38ZM43 248H44V246H43ZM45 248H46V247H45ZM77 248H78V249H77ZM198 248H199V247H198ZM198 248H197V250H198ZM242 248H244V246H243ZM50 249L53 251L54 248H53V249L50 248ZM83 249H84L85 252L88 250V248H86L87 250H85V248H82V250H83ZM200 249H201V248H200ZM200 249H199V250H200ZM51 250H50V251H51ZM80 250H79L80 253H78V256H79V255H81V256H79V258H78L77 255H75V256H73V257L71 256V257H72V258H74V257L76 258V256H77V258L80 259V258L82 257V255L84 254V255H83V256H84V259L86 258V259L88 260L89 258H87V255H85V252H84V251H80ZM242 250H243V249H242ZM68 251H67V252H68ZM202 251H203V250L196 251L198 254L193 252L194 255L191 253V254L193 255L192 258H193V257L195 258V257L198 256V257H197V258H199L198 261L195 260V261L197 262V264L200 263V262H199V260H200V256H199V255L201 254L200 252H202ZM243 251H244V250H243ZM243 251H242V253H244ZM33 252H35V251H33ZM53 252H54V251H53ZM81 252H83V254H82ZM36 253H38V252L32 253L33 255L31 254V255H32L31 257H28V255H27L26 258H29V259L32 258V259H33V258L35 257L34 254H36ZM68 253H69V252H68ZM199 253H200V254H199ZM242 253H240L239 255H241ZM74 254H76V253H74ZM74 254H73V255H74ZM191 254H190V255H191ZM195 254H196V255H195ZM70 255H71V254H70ZM201 255H202V254H201ZM37 256H38V255H36V257H37ZM241 256L243 257L244 254H242ZM238 257H240V256H237V257H236V258H237L236 263L239 264V263H241V262H240L241 260H240V258H239V261H238ZM94 258H95V257H94ZM192 258H191V259H192ZM29 259H28V261H29ZM32 259H30V261H31ZM78 259H77L76 261H79V264H80V261H82L83 264L86 263V262H84V261H86V260H84L83 258H81L82 260H78ZM72 260L74 261V259H72ZM72 260L70 259V263H72V262H71ZM89 260H90V259H89ZM193 260H194V259H193ZM244 260H246V259H245V256H244ZM244 260H242V261H244ZM32 261H33V260H32ZM76 261H74V262H76ZM92 261H94V262H92ZM201 261H202V260H201ZM237 261H238V262H237ZM87 262H88V261H87ZM89 262H90V261H89ZM196 262H195V264H196ZM76 263H77V262H76ZM82 263H81V264H82ZM91 263H92V264L95 263V259H93V260L91 259L90 264H91ZM72 264H73V263H72ZM88 264H89V263H88ZM200 264H201V263H200ZM241 264H242V263H241ZM243 264H248V263H247V260H246V263H245V261H244Z\"/></svg>",
	"mask_w": 264,
	"mask_h": 264
}]
</instances>
